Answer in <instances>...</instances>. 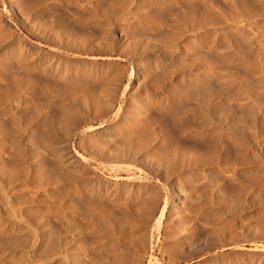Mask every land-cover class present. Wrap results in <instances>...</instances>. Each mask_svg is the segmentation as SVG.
<instances>
[{"label": "rangeland", "instance_id": "rangeland-1", "mask_svg": "<svg viewBox=\"0 0 264 264\" xmlns=\"http://www.w3.org/2000/svg\"><path fill=\"white\" fill-rule=\"evenodd\" d=\"M10 1L11 0H8V1L7 0L6 1L0 0V18H2L0 20V22H1V25L3 22L4 26H5L4 27L2 25L4 28L1 26L0 32L3 34V38L8 37V38L3 39V42L2 41L0 42V43H2V45L0 44L2 47V48L0 47L1 48L0 53H3L4 51L6 52V53L5 52L3 53L6 56L5 58H3L1 56L2 60L6 61V60H8L9 57H12V58H9L11 60H8V62L11 61L10 62L11 65L6 67V64H3L6 68L12 67V64H13L14 68H18L20 66L21 68L19 67L20 69H18V71L22 70V72L20 73V75L23 73L22 76L26 73L27 74L30 73L31 71H29V70H31V69L33 72L36 71V68H37L38 71L34 72V75L31 74L35 77H33V76H31V77L35 78V80H37V81L41 80V82H42L43 79L46 80L48 78L47 77L42 78L43 72L41 74L40 71H42V70H41L40 66L45 65V63L47 64V63L51 62V64L55 65V67H57L58 69L63 70V72L71 70V74H70V71H68L69 73L67 74V76H68L67 78L69 79L68 81L71 80V83H74L73 80H75V79L77 80V78L79 77L77 82L82 81L81 83H83V85H86V84H84L85 82L87 83V81L88 82L91 81L89 84H91L93 86L92 87L90 85L92 87V89L93 88L97 89V88L101 87L99 85L100 84L99 82H101V84H102L103 81H106L111 76H112V78L117 76L119 78L116 77L114 79H119L118 81L120 82L121 86L118 85L119 86L118 88H120V87L121 88H120V90L119 89L117 91L115 90L116 92H118V94L114 91L115 92L114 96L116 97L117 102L115 101V104L111 107L112 109L110 108V110H109L110 113H106L107 115L103 114L101 116V114H99V112H98V114L95 113V112H97V110H93V111H95V112H93L92 109H88V111H90L88 113L91 114L93 112V114L94 113L95 114L94 115L88 114V116H86L87 115V109L81 110L82 112L78 111L76 109H72L71 111H69L67 113L69 115L67 117L68 118L67 119L65 117H63V118L61 117V110L58 106L56 107V105L55 106L50 105V106L37 107L34 104H29L26 107V109L23 107V109L21 108L20 110H18V112L20 111V113L17 112L18 114L21 115V113H22V115H21L22 117H20L18 115V119L20 118L18 120L19 124L22 123L23 125H25L29 121L27 124V127L34 129V130L31 129L33 131V132L31 131V134H33V139L35 138L34 139L35 143L33 142V144L35 146L32 144L33 146L31 147V150H33V149L34 150L31 151L30 149H27V148H25L23 150L24 151L23 157L25 158V161H23L24 158L22 157V155L18 156L17 152L15 151L16 149H15V145H14L17 142L19 144H20V142H22V144H23L22 140L25 139V137H24L25 134H23V132H20V131H22L21 129L19 130L20 134H19V132H17V130H18V128L24 129L25 127L22 124H20L17 126V128H16L17 130H16V129H13L11 123H9L11 126L8 124L9 120L6 119L4 113H6L9 110L10 105L8 103V99L6 98V95H3V94H2V96L0 95V98L6 99L4 102H3V99L0 101V106H1L0 107V116H1V114H2V116L4 115L3 117H5V120L8 121V122L5 121L6 125L10 126V127L9 126L7 127L6 125L4 126L3 124L5 122H3L4 120L1 119L2 121L1 120L0 121L2 123L1 122L0 123L2 125H0V126L1 127L4 126V127H2L4 129H0V130H3V132L1 131L2 134L6 138H7V136L12 135L13 133H16V132L18 133L19 137L21 135L20 139L17 138V140H19L20 142L17 141L16 138H14V135L16 137L17 133L12 135V137L15 139V141H14L15 143L13 141L12 142L10 141L12 139V137L9 136L7 138V139H9L8 141H10V144H12L11 147L13 146V150L15 149L14 150L15 155H10L12 152V148L10 147V144L8 145L9 142L5 141L7 139L0 132V136H1L0 137V140H1L0 145L3 147V148H0V154H1V156L2 155L4 156V157L0 158V160L5 159V157H6L5 160H2V162H4V161L8 162V163L6 162L7 164H5V162H4L5 165H11V166L13 165L12 167L10 166V168L21 167V169H22L25 166L24 164L27 165V163H28L29 156L31 155L30 152H35V151H37V149L39 150L37 152H40L43 149V146L40 148L37 147V149H36V146L37 145L40 146L42 144V142H43L42 145H44V140L48 139V142L53 141L50 144H52V145L56 146V148H58L57 147L58 144L55 142H57L59 139H65V140L69 141L71 149L73 148L72 149L73 152H75V153L77 152L76 153L78 155V157H77L78 167L77 168H79V169L76 168L77 172L79 170L81 172V171L85 170L86 168H88L90 170L89 173L91 175H93L94 178L86 179V181L89 182L90 184H94L97 186L103 185L104 180H107L109 178H114L113 183H115L116 186L114 187V184H111L112 188L109 186L106 189L108 191L110 190L112 193H115V192L117 193L119 191V190H117V188L120 189L121 187L125 186L128 189L132 184L136 185L139 182L146 183L148 188L149 187L151 188V189L149 188V190H151L152 192L157 191L156 193H158V195L160 196L159 197V199H160L159 209H158V211L154 217V221L152 223L153 225L152 226L150 225V227H146L145 231H147V232L146 233L144 232V234H146L145 238L149 235V239L147 237V239H145V241L143 239L141 240L142 236H144V234H141V233H133L132 235L127 234L126 230H128V232H129L130 229H128L129 227L127 228L126 226H124V228L126 227L127 229L123 228L124 229L123 233L120 231L118 233L116 228H114L118 233L116 235H118V237L120 235V238H121V233H122V235L125 233L126 235L124 236V238L128 239L127 237L130 235L131 238L133 237V239L136 240L138 237V234H140L141 237L139 236V238L137 240L140 239L141 241L139 240L136 243L139 244L138 242H141L142 245L140 243V245H138V246H137V244L135 246L134 241H133L134 242V244H133L132 241L130 243L127 240V243H128L127 244L126 239H124L123 237L121 238V241H123L122 239H124V241H125V242L123 241L124 243L122 242L123 245H125V243L127 245L131 244V245H129V247L134 245V246H132L133 247L132 250H135V247H136V249L141 248V249H139L140 252H142L141 254H140V252L136 253V250H135V254L136 255L139 254L136 256L137 258L134 257V255H135L134 251H133V256H130V260H131L130 262L131 263L133 262L132 264H136V263L142 264V263H139L138 261L143 262V264H197V263L201 262L203 260V258L204 259H206V258H212L213 259L214 258L215 261H217V262L219 261L220 263L224 262L225 264H232V263L233 264H241L242 262L249 260V259L244 257V253H247V252L252 251V250H254V251L264 250V182H263L264 181V174H263L264 173V142H261V141L256 142V139L254 140V138L253 139L249 138L252 140V142H251V140L245 139L242 137L240 138L238 135H223L225 137L222 136V138H220L221 139V141H220V139L216 138L220 135L215 136V130H217L216 127L212 128L214 130V132H213V130H210L209 132L206 130L203 131V129L197 127V126L200 127V124L192 122V124H194V125L197 124L195 127H193V125L191 124V122L189 123V120L187 118H185L186 119L185 120L184 118H182V119L178 118L179 116L176 117L177 116V115H175L176 113L175 114L173 113L174 110L171 107H169L168 103L165 105V106L168 105L167 106L168 109L166 108V110H165L164 105L160 106V103H162V102H159L158 100H156V98L154 96H153L154 97V100H153V97H151L152 95L150 94L149 91H146V93L144 91L142 92L140 90V87L136 83L137 80L135 77L137 65L138 66L140 65L141 70L143 69V72H145L147 70L146 72L150 71V73H151V71H152V72H154L153 74H156V75H157V73H159V71L162 72L161 70L164 68L163 72L167 70L166 72L168 74L167 75L164 72L163 73V74H165L164 76L171 75L172 71H173L174 72L173 75H175V76L177 75L176 77H180V76L182 77V78L181 77L180 78H181V80L183 79L182 80L183 84L180 87V90L183 89L185 92L183 90L182 91L185 94H183L182 91H180V92H182V94L185 95L183 97L184 101L189 102V101H193V100H201V98H202V100H204V98H205V100H210V98H212V96H213V99H211V100H214L216 97L215 100L217 101L220 98L219 100H221V101H219V102L217 101V102H218V106H222L221 108L224 109L225 108V107H223L224 105L226 106V109H227V107L230 106L227 109V111H229L230 108L231 109L235 108V109H232L230 111L232 112L235 110L234 112H236V111L237 112H239V111L245 112L246 110H243V109L249 108V109H247V111L245 113H248V112L252 113L253 111L255 112V110L262 109L261 107H263V111H264V62H263L264 61V56H263L264 55V0H132V1L131 0H20V1L14 0V2H12V4H10L11 3ZM16 5H19L20 11L22 10L23 12L22 11L19 12V10H16L18 7ZM12 6H14L16 8L14 12L11 10ZM21 6H22V8H24V10L21 8ZM145 10H146V12H145ZM182 10H184V11H182ZM174 11H176V12H174ZM180 12H182V13H180ZM15 13L17 14V16ZM174 13H175V15H174ZM176 13H178V14H176ZM180 14L183 16H181ZM18 16H19V18H18ZM71 16H73V17H71ZM22 17L24 20L20 19ZM179 17L181 19L182 18L183 19L181 20ZM173 18H176L177 21H175V19H173ZM170 21L171 22L173 21L172 24L176 23L175 27H174V25H172V28L173 27L176 28V26L177 27L179 26L178 30L177 29H176L177 31L175 30L177 34L171 32L172 29L170 30V28H171L170 27V25H171ZM178 21H179V23H178ZM191 21H192V23L193 22L195 23V24L193 23V26H192ZM185 22H187V23H185ZM201 22H202V24H201ZM6 24H7V27H6ZM162 24H163V26H162ZM199 24H201V25H199ZM203 24H204V26H202ZM180 25H182L184 27H182ZM198 25L201 26V27H199L200 29H198ZM190 26H191V29L193 28V29H198V31H201V32H198L197 30H196L197 32L195 31V34L197 35L195 40H192V38L190 37V33H189ZM9 28H11V31L13 30L17 34L12 31L13 32L12 34H14V33L15 34L11 35L10 34L11 31ZM174 28L172 30L173 32H175ZM186 28H188V31ZM6 30L10 31L9 34H10L11 39H9L10 37H9V34H7L8 32H6ZM3 31L8 36H5ZM221 31L225 32V34L227 36L224 35L225 36L224 37L223 36L224 33L223 32L221 33ZM121 33H122V35H121ZM171 33L175 34V35H172ZM119 34L122 36V38ZM216 35H218V36H216ZM139 36L144 38V41L142 38H140L138 40ZM170 36H173V38H171ZM174 36H176L175 38L178 37L176 39V41H177V44H179L180 46H178L176 44L177 48L175 46H172L173 44L171 45V43H173L171 41L175 40ZM18 37H19V39H18ZM20 38H22V39H20ZM164 38H166V39H164ZM168 38H170V39L168 40ZM179 38H181L183 41ZM128 39L131 41H127ZM145 39L150 42V43L148 42L149 44L154 45V47L152 46L153 47L152 48L151 45L148 48H147V46L145 47V45H148V43H144V42H147ZM9 40H10V42H8ZM156 40H157V42H156ZM199 40L201 42H198ZM220 40H222V41L224 40V41L222 42ZM4 41H5V43H4ZM17 41L21 43L20 44L21 47H19V48L17 47V46H19ZM71 41H72V43H71ZM142 41H143V43H142ZM159 41L163 42L162 44L165 43V45H162L161 42H159ZM166 41L171 42V43L169 42L170 43V49L168 47L169 44ZM134 42H136V43L133 44ZM211 42H214V45H216V44L217 45L215 47H213L214 45L211 46L213 44ZM156 44L157 45L160 44L159 47ZM183 44H184V47H183ZM219 44L221 47L224 45L226 47V49L224 46L221 48L219 46ZM226 44H227V46L229 45L228 48H227ZM141 45H143L146 50H148L150 48H152V49L146 51L147 52L146 53L145 51H143L144 48L143 47H142L143 49L141 48ZM166 45L168 48L165 47ZM138 46H139V50L137 48ZM161 47L166 48V51L169 49L170 52H172L174 49H176L175 51H173L174 53H172V54H175L177 57L174 60H172L168 65H165L163 68H160L161 70L158 68V72H157V70H156L157 68H154V67H156L154 64H156L157 60L160 59V56L162 55L163 51L165 50ZM216 47H217V49H216ZM6 48H8V50H5ZM11 48H12V50H11ZM172 48H174V49L171 50ZM209 48H210V50H209ZM212 48H215V49L213 50ZM218 48H220L222 50L217 52L219 50ZM20 49H25V50H23L22 55L24 54L23 56L26 57L27 60L29 57L30 58L34 57V59H36V61L39 62V64L36 65L37 67L34 66L33 68H31V69L28 68V70H27L25 67L21 66V65H25L24 61H27V60L22 55L19 56L18 52L20 51ZM158 49H159V51H160V49H163V51L161 50L160 54H158L159 53ZM231 50H233V51H231ZM137 51L139 54H137ZM139 51H142L141 53L143 55ZM166 51H164L165 54H168L169 51H167V53H166ZM236 51H238V52H236ZM170 52H169V54H170ZM32 54H33V56H31ZM200 54L201 55L203 54V55L201 56ZM131 55H132V57H131ZM204 55L207 58L204 57ZM35 56H36V58H35ZM198 56H200V59ZM20 57H23V58H20ZM41 59H42V61H41ZM206 60H208V61H206ZM5 61H2V62L4 63ZM16 61H18V63H20L19 61H21L24 64L21 63L19 65ZM43 61H44V63H43ZM210 62H213V63L211 64ZM16 63L19 65L18 67H17ZM136 63H139V64H136ZM207 63H208V65L210 64V65H213L214 67L212 66V67H210L211 69H209L208 67L210 65L207 66L206 65ZM15 65H16V67H15ZM67 65H68V67H67ZM203 66H204V68L202 69ZM215 66H216V68H215ZM258 66H260V67H258ZM26 67H28V66H26ZM65 67H67L69 69L66 70ZM75 67L78 69H76ZM9 68H8V70L7 69L6 70L10 73L13 71L14 68H11L10 71H9ZM22 68H24V69H22ZM213 68H215L214 69L215 72H213L214 71ZM199 69H201V70H199ZM216 69L217 70L219 69L220 72L223 70L224 71L227 70V72L229 71L230 73L226 72L227 75H225V72H222L223 73L222 74L219 71H216ZM15 70H17V69H14V71ZM24 70H27L28 72L25 73ZM155 70H156V72H155ZM168 70L170 73H168ZM170 70H172V71H170ZM193 70H194V72H193ZM202 70H203V72L206 71L202 75L206 74L204 77H206L205 79H208V80H203L204 77H202V75L199 76L200 73L202 72ZM7 71H6V73H7ZM188 71H190L189 74H188ZM196 71L198 73L195 74ZM86 72H88V73H86ZM216 72H218V73H216ZM38 73H40V75ZM215 73H216L217 77H216ZM219 73L222 74V76L221 75L219 76ZM81 74H83V75H81ZM160 74H162V73H160ZM193 74H195V75H193ZM28 75H30V74H28ZM72 75H73V77H72ZM84 75L86 76V78ZM88 75H90V76H88ZM196 75H198V76L196 77ZM223 75H225V76L223 77ZM44 76H46V75H44ZM108 76H109V78H108ZM184 76H186V77L184 78ZM229 76L232 78V80H231V78L230 79L228 78ZM234 76L239 78L241 82L239 81V79L237 80L236 77H234ZM82 77H84V78L80 79ZM100 77L103 78L102 79L103 81L101 80ZM87 78H88V80H86ZM94 78H96L98 81L97 80L95 81ZM180 78H179V81H180ZM222 78H226L225 79L226 81L224 80V82H223ZM184 79H186V80H184ZM220 79H221V81H220ZM48 80H50V79H48ZM52 80H54V78ZM201 80H203V81H201ZM92 81H94V82H92ZM121 81H122V84H121ZM234 81H236V83L238 81L239 82L237 84L236 83L233 84ZM242 81L244 82V84ZM200 82H201V84H200ZM228 82H229V84H228ZM38 83H37L38 87H37V85L35 86L36 91L33 94V96H34L33 99L36 98L37 101H39L40 99L43 98V95L41 93V89L39 88ZM189 83H192L194 85H191ZM230 83L233 85L231 86ZM238 84H239V86H237ZM240 84H241V86H240ZM197 85H200V87ZM78 86H79V84H78ZM78 86H77V84L75 86V83H74L73 89L81 91L87 85L83 86V88H82V87H80V86H82V84H80L79 87L81 88V90H79L80 88ZM90 86H88V87H90ZM248 86H249V88H248ZM75 87H78L79 89H76ZM135 87H137L138 89H135ZM185 89H187V90H185ZM246 89H247V92H246ZM132 91H133V93H132ZM241 91H243V92H241ZM244 91H245V93H244ZM189 92L195 94V95H193L194 98L192 97V94H190ZM134 93H135V95H133ZM246 93L247 94L249 93V94L247 95ZM188 94H190L191 96L187 97ZM243 94L247 95L249 97V99L252 101L251 105L245 106L244 104L241 103V100L239 102V98H241L240 96H243ZM252 94L255 95V98ZM137 95L139 97L141 96L140 100H139V97ZM197 95H198V97H197ZM144 96H146V97L144 98ZM147 96L149 98H147ZM251 96H252V98H251ZM133 97H136V98H133ZM195 97H197V98H195ZM217 97H219V98H217ZM234 97H236V98H234ZM146 98H147V100H146ZM142 99L144 100V102L142 101ZM189 99H191V100H189ZM136 100H138V101H136ZM156 102H158V103L156 104ZM140 103H144V105H146L147 108L148 107H151V108L145 109L146 113L141 114V116L143 115L142 117L145 116V118L141 117V119L143 121L140 122L142 125L139 124V129H141V130L145 129L146 131H144V130L143 131L147 132L149 134L148 131H150V128H151L149 125H151L153 127V125H154L153 121H155V123H157V124L159 123L158 125L156 124L154 126L155 130H159L158 138H161L160 135H162V136L165 135V138H166V140H164L165 139L164 137H162V139L164 138L163 140H160V139L158 140V144L161 143L159 145V147H162V149H164L163 147L169 148V147H171L170 146L171 144L174 145V143L176 141L178 142V141H180V139H182L183 143L182 142L181 143L183 145H185L184 142H187V144H186L187 146L189 144H191V146L199 147L197 149H200V148L205 149L206 148V150H207V148H210V149H213L214 151L216 150L215 156H217V153L220 154V155H218L219 157L217 156L219 160H217V157L214 158L218 163L215 160L211 162V163L215 162L216 166L214 164H212L213 165L212 166L211 163L210 164L205 163V162L203 163V161H200V163H203V164H200V166H199L198 165L199 163L195 161L196 163L195 164L193 163L191 165L193 170L191 169V167H189L188 169H184L180 172H175V174H174L172 170L170 171L167 168H165L166 169L165 170L164 167H163V169L160 168L161 170L158 171L157 168H155V167L147 166L142 161V159L139 157L131 159L133 161L130 160L131 162H127L128 163L127 166L124 165V166H119V167L118 166L109 167L106 164H104L103 158L100 156L101 155L100 152L94 146H92V144L89 142V140L86 137H84L82 134H80L79 131L86 130L87 128L89 129V127L91 128L93 126H99V125H102L106 128H108L109 126L111 128H116L118 126L120 127L121 124H123L124 126L125 125L127 126V125H129V123H130L129 120L133 117V115L137 114V112H138L137 109L138 110L140 109V105H141ZM219 103L221 105H219ZM253 103H254V106H253ZM238 104H239V106H238ZM7 105H9V106H7ZM248 106H250V107H248ZM2 107H5V108H2ZM31 107L33 109H31ZM238 107L240 110L236 109ZM29 108L31 110H29ZM35 108H38V111L36 109V111H37L36 114L34 111ZM251 108H253V110ZM24 109H25V111H24ZM149 109H151V110H149ZM226 109H224V110H226ZM1 110H3V112H1ZM131 110H133V112ZM148 110L150 111L149 113H147ZM170 110H172V111H170ZM38 113H40L39 114L40 117H39ZM41 113L43 114V116ZM44 113H45V115H44ZM72 113H74V114H72ZM241 113H243V112H241ZM75 114H77V116L78 115L79 116L77 117ZM83 114H86V115H83ZM147 114H148V116L150 115V117H148V118H151V123L149 125L147 124V123H149V121H147L148 118L146 119ZM72 115H75V118H77V119L80 118V121L76 122L77 119L72 117ZM80 115H82V118H84L86 116L85 119H82L80 117ZM125 116H127V117H125ZM36 117H38L37 120H36ZM43 118H45V119L43 120ZM122 118H123V120H121ZM56 119L59 121V123L61 122L60 119H63L62 122L60 123L61 127L59 126L58 121H56ZM66 119H67V121H66ZM144 119H145V121H144ZM179 119H181V120H179ZM39 120L41 121L40 122L41 124H39ZM83 120L86 121V124L84 123ZM148 120H150V119H148ZM31 121H33V123H31ZM63 121H64V123H63ZM68 121H70V122H68ZM24 122H26V123H24ZM55 122L58 125L55 124ZM29 123H31V125H29ZM36 123H38V125ZM73 123H74V125H73ZM118 123H119V125H118ZM145 123H146V126H145ZM35 124L39 127L35 126ZM66 124L68 125V127ZM160 125L163 126L164 129L162 127H160ZM189 125H191V127H193V128L189 127L190 129L186 130V129H188L187 127ZM34 126H35V128H34ZM51 126H53V127H51ZM65 126H66V128H65ZM156 126H159V127H156ZM54 127L56 129H54ZM146 127H148V128H146ZM64 128H65V131H64ZM5 129H8V130H5ZM12 129L15 130L16 132L15 131L13 132ZM35 129H36V131H35ZM193 129H195V130H193ZM9 131L10 132L12 131L13 133L12 132L10 133ZM55 131H56V133L58 132L57 134H59V135L55 134ZM160 131L162 133H160ZM185 131H187V132H185ZM5 133H9V134L8 135L6 134L7 135L6 136ZM42 133H43V135H42ZM45 133H47L49 136L46 135ZM63 133H65V134L68 133V134H66V136H65ZM181 133H182V135H181ZM211 133H213V134H211ZM38 134L42 138H39ZM186 135H187V137H185ZM47 136L51 139V141H49L50 139ZM51 136H52V138H51ZM67 136L70 140L66 139ZM53 137H56L57 140H56V138H53ZM167 137L169 138V140ZM4 138H5V140H4ZM31 138H32V135H31ZM44 138H46V139H44ZM184 138H187L188 140L187 139L183 140ZM37 139L42 141L40 143V145H39L40 141L38 140L39 141L38 142ZM52 139H55V140H52ZM164 141H166V142H164ZM4 142L7 143V145ZM162 143H163V146H162ZM246 143H248V144H246ZM175 144L181 145L179 143H175ZM252 144L253 145L257 144V147L260 144V146L258 147L259 149L255 146H252ZM90 145H91V147H88ZM4 146H5V148H4ZM6 147L10 149V151H11L10 153H9V150L6 149ZM21 147H22V145H21ZM33 147H35V148H33ZM159 147H158V149L162 150ZM90 148H92V150L94 149V151L97 152V155H96V152L94 154H92L93 152ZM216 148H218V149H216ZM46 149L47 148L45 146V149H43V150H46ZM257 149L260 150L261 152L257 151ZM218 150H219V152H218ZM23 151H22V153H23ZM27 152H28V154H27ZM48 152H49L48 156L51 155L50 151H48ZM48 152L46 150L45 154ZM89 152H92V153H89ZM43 153L44 152H40V155L42 156ZM32 154L34 155V153H32ZM35 154L37 155L38 153L35 152ZM45 154H44L43 158H45ZM9 155H10V157H9ZM24 155H27V157ZM46 156H47V154H46ZM48 156L44 159V161H45L44 167H46V168L45 169L43 168V169L44 170H50V171H46V172L51 173V171L54 172V170H55V169H52L50 167L51 165L53 166L52 161H54V160H52V159H54V157L49 156V158L51 157L50 162L48 161V163H47L46 159H48ZM13 159H14V163H15V160L17 161L15 163L17 165L13 164V162H12ZM220 160H222L224 162L223 163L224 166L219 165V164H222V162ZM22 164H23V166H22ZM81 164L83 166H81ZM129 164H131V166ZM47 165H49V167ZM197 165L199 166V168L197 167ZM208 165H211V167L209 168ZM217 165H219V166H217ZM47 167L50 169H48ZM149 167H151V169ZM25 168H26V171H28L29 168L27 166H25ZM153 168H154V170H153ZM206 168H208L209 170H207ZM24 169H22L20 171V168L19 169L16 168L17 173L14 175V179L17 182L16 184L14 183L15 182L14 181L13 186H12L11 180H10V185L7 183L9 186L7 184H5V185H7L8 189L6 186H3V187H6V189L4 188V190H5L6 196L9 197V199L10 198L12 199V197L14 196V198H13L14 200L10 199V203H9V204H11V205H9L10 207L11 206L14 207L17 204H19L21 201L19 203L16 201L17 200L19 201V199L22 198L21 196H23L24 194L25 195L27 194L26 196L25 195L23 196L25 198V199L24 198L23 199L26 200V198L29 196L28 193H31V190H32V192L35 190H36L35 192L42 191L41 187L43 189V186L45 184L43 181V178H42L44 176H42L43 174L41 172L35 173V174H38V176L35 175L34 173L32 174V172H31V173H29V176H27V177H25V176L28 173L23 177H19V173L20 172L23 173ZM205 169L207 170L208 175L211 174V175L217 176V177H214L215 179L216 178L221 179L220 180V181H222L221 184L224 181L223 187L225 186L224 187L225 189H224V191L221 192V195L219 194V197L220 196L223 197V198L221 197L222 200L219 199L220 203L218 202L219 201L218 198L217 199L215 198L217 200L216 203H213L211 205L206 203L207 205H202V203L205 204L204 203L205 201L203 199L204 198L206 199L207 195H209L208 194L209 192L205 187V186H207V184L205 181H203L201 179V177L203 175H207L205 173L206 172ZM211 169H213V171ZM214 169H215L216 174H214L215 173ZM233 169H235V170H233ZM76 170L74 171L75 173H77ZM188 170H189V172H188ZM230 170L232 171V173H234L236 175V177L232 178V176L229 175V174H232ZM72 171H73V169H72ZM186 171L188 172V174L186 173ZM170 172H172L173 175ZM212 172H213V174H212ZM21 173H20V175L22 176ZM24 173H23V175H24ZM30 174H32V175H30ZM39 174H41V175H39ZM177 174H178V176H177ZM234 174H232V175H234ZM179 175H180V178H179ZM218 175L220 177H218ZM225 175H227V177ZM35 176H36V178L41 177V180L43 182L38 178L36 179ZM75 176L76 177L74 179L77 180L79 178L78 177L79 175H75ZM173 176H175V177H173ZM228 176H230V177H228ZM182 177L183 178L185 177L184 178L185 180ZM19 178L21 179V182L18 181ZM33 178H34V181L31 180ZM44 178H46V177H44ZM181 178H182V180H181ZM198 178H200V180ZM230 178H231V181H232V179L234 181H232V182L229 181ZM69 179L70 178H68L67 180H69ZM187 179L193 180V182H194V184L192 182L190 184V186H192V185L194 186L196 183V185H195L196 187L193 188V186H192V188L194 190H196V188H197V190L194 193L197 194L199 192V194L201 195L200 202L202 201V203H200V205H199V201H198L196 204L195 203H193V204L189 203L190 204V205L188 204L189 206H187V204H185V207H188V208H186L184 210V212L181 211V213H183V218L184 219L186 218L184 223L185 224L187 223V226L182 222V221H184V219L182 218L181 222L183 223V225H185L183 228V227H181L183 225L179 226L180 223L178 220H176V221H174V223H172L173 221L171 222L169 220V217H168V215L170 214L169 212L172 209L171 207H173V205H172V199H173L172 194L173 193L171 192L170 186L172 184H179L180 182H181V184H184L183 182H186ZM197 179L199 181L198 182L199 184L197 183ZM12 180H13V176H12ZM23 180L25 181V184L23 183L24 182ZM30 180H31V182H30ZM35 180H38V182H36ZM70 180L73 181V178ZM26 181L29 182V185ZM173 181H175V182H173ZM39 182L41 183V185L44 183L42 186L40 185L41 186L40 189L38 187ZM21 183L24 184L26 187L24 185H22ZM197 184L199 186H197ZM16 185H18V187ZM242 185H245V186L247 185V186L244 187ZM28 186L31 188V190H29V191L26 190V189H30ZM13 187H14L15 191H14V189H12ZM24 187H25V190L27 193L25 192V190H23ZM37 188L39 191L37 190ZM11 189L13 192H15V193H13L14 195L11 194L12 193ZM21 189L23 192L21 191ZM9 191H11V193ZM10 194H11V196H9ZM17 195H18V197H17ZM97 197H99V196H97ZM97 197L95 196L94 199H96ZM224 198H226V199H224ZM15 199H17V200L15 201ZM96 200H98V202L102 201L100 203H101V207L104 206V208H102V209H104V212L106 209L105 206H107V210L110 209V211L115 209V208L117 210H119V202L120 201L116 198H114V200L113 199L109 200V198L105 199V197H99ZM96 200H95V203L97 205V210L96 209H95V211L92 210V212L90 214H88L86 211V213L88 215L94 216L93 218H90L92 220V222L87 217L88 215L87 214L85 215V213H83L87 209L83 205L81 207H82V209H85V210H82L81 215L75 216L74 222L72 221L70 223L69 222L66 223L64 220L59 219V218L52 220L51 211L53 210V208H52V206H50L51 203H48V202L40 204L39 209L42 208V212L40 214H37V215H41L42 213H44V214H42V216L43 215L45 217L47 216L49 221L51 220L50 221L51 224H55V225L61 227L62 230H64L66 228V232L64 230V233H67L68 230H70V231H68V234H70V235H71V233H72V235L78 233L79 235L78 234H77L78 236L74 235V237L75 238L79 237L80 239L85 241V244L90 243L93 238H94L95 242L93 240L91 243H99L100 242L98 245L97 244L92 245L91 251H90L89 247L91 245L89 247L87 245H85L83 247V245H84L83 241L78 239L82 242V244L80 242L79 245L81 244L83 249H85L86 246H87V249H89V250H87V249L83 250V252H85V253L87 251L86 254L83 253V254H85L84 255L85 258L87 260H88V257H90V259H92L95 256H97L98 253L103 252V250H100L101 248L100 249H98V248L101 247L100 245H101V242L103 241L101 238L103 237V239H104V237H105V236H103L104 235L103 231H106V229L105 230L103 229V231H102V228L104 227V225H106V223H105V220L104 221L102 220L104 218L99 215V213L103 210L100 207H98V206H100V203H98ZM115 200H116V203L114 202ZM13 201L16 205L13 204ZM22 202L23 203H21V207H19L20 205H18V207H15L16 209L14 210L17 213L18 212L17 208H22L19 211V212H21V215H18V214H17L18 216L16 215L17 216L16 219H18V220H20V218H22V217L18 218L19 216L25 217L28 214L25 212L27 205L24 203L23 200H22ZM221 202H222V204H221ZM226 202L227 203L229 202V204H227V206H228L227 209H226ZM46 203H48V204H46ZM111 203H115L118 205H114L115 206V208H114V206H112L113 204H111ZM22 204H23V206H22ZM44 204H46V205H44ZM25 205H26V207H25ZM201 205L203 208L201 207ZM46 206L48 208H44ZM23 207H25V208H23ZM112 207H113V209H111ZM99 208L101 209V211ZM39 209L37 208V210H39ZM50 209H52V210L50 211ZM45 210H46V212L49 210L48 213H46V215H45V212H43ZM98 210H99V212H98ZM96 211L98 212L97 219H98V221H100L99 227L97 225V223H98L97 221H96L97 226L94 225V223H95L94 220H97L96 219V213H95ZM93 212L95 214H93ZM22 213H23V215H22ZM1 214L2 213L0 212V218L4 217V215L1 216ZM42 216H40V217L42 218ZM80 216H83V217H80ZM40 217L38 219H41ZM99 218L102 221L99 220ZM1 219H3V218H1ZM24 219H26V217ZM156 219L158 220L157 223H160V224L156 225V222H155ZM217 220H218V223H217ZM20 221H22L23 223H26V220L25 221L20 220ZM63 221L65 223H63ZM61 222L64 226H66V225L67 226L64 227L62 224H61L62 225L61 226L60 225ZM101 222H103V224L104 223L105 224L101 225ZM240 223H242V224L240 225ZM85 224H87L88 226ZM176 224H178V225H176ZM247 224H248V226H247ZM250 224H252V226H250ZM0 227H1V225H0ZM93 227H94V230H93ZM217 227H219V228H217ZM147 228H148V230H147ZM215 228H217V229H215ZM0 229H2V228H0ZM109 229H113V228H109ZM217 230H219V231L215 232ZM0 231H2V232H0L1 238L5 237V236H3V233H4V235H6V234L8 235V233H9L8 230H6V229H2ZM95 231H97V232H95ZM110 231L112 232L114 230H107L106 231L107 233L105 232L107 234L105 239H111V238L116 237V239L118 240V237L114 235L116 232L114 231V234H112L113 232L110 233ZM28 233H26L25 235L23 233H21V235H19V236L22 237L24 235L26 237V240L31 242L32 236L29 235ZM30 233H32V232H30ZM109 233H110V235H109ZM212 233L213 234L216 233V234L213 235ZM99 234H102V235H100V237H99ZM134 234H136V236ZM28 235L30 237H27ZM111 235H113L114 237ZM175 235H176V237H175ZM179 235H181V236H179ZM211 235L214 236V237L212 236L213 239L211 238ZM95 236H97V237H95ZM172 236H174V237H172ZM183 236L188 237V238L190 237L189 240H188V238H187V240H185V242L189 241L188 243L189 244L191 243L190 245L183 242L184 239L183 238H182L183 240L181 239V237H183ZM199 236H201L203 239L199 238ZM205 236H207V238L209 237L210 239L209 238L207 239ZM7 237L8 236H6V238ZM25 237H22V238H25ZM91 237H93V238H91ZM193 237L196 239V241L193 240V242H190V241H192V239H194ZM196 237H198V238H196ZM18 238L16 239V240H18L17 242H19L22 239V238H19V239ZM29 238H31V239L29 240ZM95 238H97V240H102V241L97 242V240ZM98 238H100V239H98ZM120 238H119V241H117L115 239H111V241L114 240L113 242H111L110 240L109 241L111 242V245L118 243V246L120 247L122 244L120 242ZM176 239H179V241ZM197 239H199V240L197 241ZM200 239H201V241H200ZM48 240L49 239H46V241H48ZM46 241H44L43 243H44V245L49 244L47 246L45 245V247L47 248L49 246L48 248L50 249V241H48L49 243L48 242L45 243ZM180 241L183 243H181ZM11 242H13L11 244H14V245L17 243V242L14 243L13 240ZM23 243H21L22 245L20 244L23 248H21L18 243L17 244L19 246L16 244L19 248V249L17 248L16 251H14V250L17 246L16 245H15L16 247L13 246V249H12V247H11L12 245H10V248L12 249V253H13V254L12 253L11 254L13 256L10 253H8L9 254V256H8V254L3 252V250L0 247V249H1L0 250V264L14 263L17 260V258L22 255V253L26 254L25 256H27V257L29 256L28 258L32 259V262H34V264L35 263L40 264L43 261L46 263L48 262L49 255H45V251L42 252L44 254V257H45V260H44L43 254L39 253L42 250V248L44 247L43 244L39 243V241L35 242L34 243L35 252H34V249L33 250L31 249L32 247H31V245H28L27 241L24 243V245H23ZM40 244L42 246H39ZM175 245H176V247H175ZM178 245H179V247H178ZM26 247L28 250L26 249ZM109 247H111V246H109ZM177 247H178V251H177ZM38 248H40V249H38ZM44 248H43V250H44ZM92 248H94V250H96L98 252V253H96L94 251L97 255H94L95 253H91ZM23 249H25L27 251H24ZM129 249H131V248H129ZM142 249L143 250L145 249L144 250L145 255H143L144 252L141 251ZM198 249L199 250L201 249L200 252H204V253H202L201 256L197 255V254H199ZM139 250L137 249V251H139ZM1 251H2V255H1ZM46 251L48 254V252L50 250L49 251L46 250ZM3 254H4V256H3ZM14 254L16 255L15 257H17L18 255L19 256L17 258H14ZM35 254H36V256H34ZM37 254L42 255V257H40L41 259L39 258V256H37ZM49 254H50V252H49ZM89 254H90V256H89ZM92 254L94 257L92 256ZM46 256H48V257L46 258ZM138 256L139 257L141 256L140 258L141 259L144 258V260L143 261L139 260L140 258ZM34 258H36V259H34ZM37 258H39V259L37 260ZM13 259H14V261H10ZM134 259L136 260V263H135ZM137 259H138V261H137ZM262 259L263 258L260 257V255H258V257H256V259H254V261L258 262V261H261ZM88 261H90V260H88Z\"/></svg>", "mask_w": 264, "mask_h": 264}, {"label": "bare ground", "instance_id": "bare-ground-1", "mask_svg": "<svg viewBox=\"0 0 264 264\" xmlns=\"http://www.w3.org/2000/svg\"><path fill=\"white\" fill-rule=\"evenodd\" d=\"M4 1V0H3ZM6 1V0H5ZM8 1V0H7ZM20 1V0H19ZM132 1V0H131ZM11 3L10 4H12V2H14V0H11L10 1ZM17 2V1H16ZM159 2V1H158ZM204 2V1H203ZM206 2V1H205ZM7 3V2H6ZM19 3V2H18ZM156 3V2H155ZM154 3V4H155ZM160 3V2H159ZM158 3V4H159ZM164 3V2H163ZM191 3V2H190ZM15 4V3H14ZM17 4V3H16ZM20 4V3H19ZM193 4V3H192ZM196 4V3H195ZM7 6V5H6ZM10 6V5H9ZM8 6V7H9ZM16 6H18L17 7V9L14 7V6H12L11 7V10L14 12L15 11V9L16 10H19V12H21L20 11V8H19V5H16ZM189 6V5H188ZM197 6V5H196ZM153 7V6H152ZM190 7V6H189ZM19 8V9H18ZM21 8H22V6H21ZM9 9V8H8ZM23 10H24V8H22ZM145 9V8H144ZM197 9V8H196ZM128 10V9H127ZM199 10V9H198ZM11 11V12H12ZM177 11V10H176ZM176 11H174V12H176ZM180 11V10H179ZM182 11H184V10H182ZM9 12V11H8ZM23 12V11H22ZM134 12V11H133ZM145 12H146V10H145ZM140 13V12H139ZM180 13H182V12H180ZM187 13V12H186ZM14 14V13H13ZM16 14V13H15ZM21 14V13H20ZM176 14H178V13H176ZM22 15V14H21ZM135 15V14H134ZM141 15V14H140ZM174 15H175V13H174ZM181 15V14H180ZM16 16H17V14H16ZM15 16V17H16ZM181 16H183V15H181ZM188 16V15H187ZM24 17V16H23ZM23 17L22 18H20V19H23ZM71 17H73V16H71ZM175 17V16H174ZM177 17V16H176ZM5 18V17H4ZM18 18H19V16H18ZM17 18V19H18ZM134 18V17H133ZM180 18V17H179ZM178 18V19H179ZM2 18H0V20H1ZM97 19V18H96ZM173 19H175V21H177L176 20V18H173ZM172 19V20H173ZM181 19V18H180ZM179 19V20H180ZM183 19V18H182ZM181 19V20H182ZM6 20V19H5ZM4 20V21H5ZM24 20V19H23ZM131 20V19H130ZM186 20V19H185ZM3 21V20H2ZM7 21V20H6ZM143 21V20H142ZM187 21V20H186ZM8 22V21H7ZM171 22V21H170ZM181 22V21H180ZM183 22V21H182ZM148 23V22H147ZM173 23V21L171 22V25H170V30L172 29L173 30V28L175 27V25H176V23L175 24H172ZM178 23H179V21H178ZM177 23V24H178ZM185 23H187V22H185ZM191 23H192V21H191ZM190 23V24H191ZM194 23V22H193ZM193 23H192V26H193ZM205 23V22H204ZM164 24V23H163ZM163 24H162V26H163ZM195 24V23H194ZM201 24H202V22H201ZM201 24H199V25H201ZM2 25L4 26V23L2 22ZM1 22H0V30H1ZM165 25V24H164ZM172 25H174V27L172 28ZM179 25V24H178ZM198 25V29H200L199 27H201V26H199ZM2 26V27H3ZM180 26H182V25H180ZM196 26V25H195ZM202 26H204V24L202 25ZM5 27V26H4ZM3 27V28H4ZM6 27H7V24H6ZM168 27V26H167ZM179 27V26H178ZM178 27L176 26V28H174V31L177 29L178 30ZM182 27H184V26H182ZM181 27V28H182ZM114 28V27H113ZM152 28V27H151ZM169 28V27H168ZM197 28V27H196ZM6 29V28H5ZM4 29V30H5ZM10 29V31H11V28H9ZM8 29V30H9ZM187 29V31H188V28H186ZM198 29H191V26H190V29H189V33H190V37L192 38V40H195L196 39V37H197V35L195 34V31L197 30L198 31ZM169 30V31H170ZM171 30V32L172 33H175V34H177L176 33V31L175 32H173ZM185 30V29H184ZM221 30V29H220ZM10 31H7L6 30V32H8L7 34H9V32ZM13 31V30H12ZM10 32V34L11 35H14L16 32L15 31H13V32H15L14 34H12L13 32ZM196 31V32H197ZM211 31V30H210ZM218 31V30H217ZM4 32V31H3ZM106 32V31H105ZM139 32V31H138ZM198 32H201V31H198ZM203 32V31H202ZM223 31H221V33H222ZM38 33V32H37ZM125 33V32H124ZM132 33V32H131ZM171 33V34H172ZM188 33V34H189ZM192 33V34H191ZM208 33V32H207ZM216 33V32H215ZM220 33V32H219ZM220 33V34H221ZM224 34H223V36L224 35H226L225 34V32H223ZM7 34H5V32H4V35L5 36H8ZM10 34H9V37H10ZM17 34V33H16ZM136 34V33H135ZM138 34V33H137ZM175 34H172V35H175ZM120 35V34H119ZM121 35H122V33H121ZM120 35V36H121ZM125 35V34H124ZM200 35V34H199ZM203 35V34H202ZM17 36V35H16ZM216 36H218V35H216ZM227 36V35H226ZM127 37V36H126ZM169 37V36H168ZM171 38H173V36H170ZM176 36H174V38H175ZM225 37V36H224ZM5 38H8V37H4L3 38V34L0 32V42L2 41L3 42V39H5ZM14 38V37H13ZM12 38V39H13ZM121 38H122V36H121ZM138 38V37H137ZM140 38H142V37H140L139 36V38H138V40L140 39ZM159 38V37H158ZM178 38V37H177ZM177 38H175V40L174 41H171V42H173V43H171L170 41V43H171V45L172 46H175L176 48H177V46H176V44H177V41H176V39ZM199 38V37H198ZM201 38V37H200ZM205 38V37H204ZM9 39H11V37L9 38ZM18 39H19V37H18ZM20 39H22V38H20ZM143 39V41H144V38H142ZM141 39V40H142ZM164 39H166V38H164ZM170 38H168V40H169ZM179 39H181V38H179ZM215 39V38H214ZM8 40V39H7ZM14 40V39H13ZM123 40V39H122ZM121 40V41H122ZM136 40V39H135ZM134 40V41H135ZM140 40V41H141ZM146 40V39H145ZM161 40V39H160ZM182 40V39H181ZM205 40V39H204ZM20 41V40H19ZM120 41V42H121ZM124 41V40H123ZM127 41H131V40H127ZM133 41V40H132ZM143 41H142V43H143ZM147 41V40H146ZM183 41V40H182ZM187 41V40H186ZM219 41V40H218ZM220 41H222V40H220ZM224 41V40H223ZM222 41V42H223ZM227 41V40H226ZM230 41V40H229ZM8 42H10V40L8 41ZM18 42V41H17ZM119 42V43H120ZM137 42V41H136ZM136 42H134L133 44H135ZM149 41H147V42H144V43H148ZM156 42H157V40H156ZM159 42H161V41H159ZM166 42H168V41H166ZM168 42V47H169V49H170V43ZM180 42V41H179ZM198 42H201L200 40L198 41ZM197 42V43H198ZM215 42V41H214ZM214 42H211V43H213L211 46H213L214 45ZM4 43H5V41H4ZM3 43V44H4ZM15 43V42H14ZM71 43H72V41H71ZM129 43V42H128ZM150 43V42H149ZM148 43V45H145V47L147 46V48L151 45V47L153 46L154 47V45H152V44H149ZM154 43V42H153ZM163 42H161V44H162ZM183 43V42H182ZM185 43V42H184ZM195 43V42H194ZM231 43V42H230ZM1 45H2V43H0ZM18 44H19V46H17L18 48L19 47H21V43L20 42H18ZM123 44V43H122ZM132 44V43H131ZM202 44V43H201ZM1 45H0V47H1ZM7 45V44H6ZM10 45V44H9ZM12 45V44H11ZM130 45V44H129ZM137 45V44H136ZM144 45V44H143ZM143 45H141V48L143 47L144 48V46ZM157 45V44H156ZM160 45V44H159ZM159 45H157L158 47H159ZM162 45H165V43L164 44H162ZM161 45V46H162ZM167 45L165 46V47H167ZM178 46H180L179 44H177ZM199 45V44H198ZM197 45V46H198ZM203 45V44H202ZM209 45V44H208ZM217 45V44H216ZM216 45H214L213 47H215ZM5 46V45H4ZM13 46V45H12ZM23 46V45H22ZM134 46V45H133ZM205 46V45H204ZM210 46V45H209ZM210 46V47H211ZM219 46H220V44H219ZM224 46V45H223ZM222 46V47H223ZM226 46H227V44H226ZM229 46V45H228ZM228 46H227V48H228ZM8 47V46H7ZM10 47V46H9ZM152 47V48H153ZM164 47V46H163ZM163 47H161V48H163ZM167 47V48H168ZM174 47V48H175ZM183 47H184V44H183ZM208 47V46H207ZM218 47V46H217ZM217 47H216V49H217ZM221 47V46H220ZM221 47V48H222ZM225 47V46H224ZM2 48V47H1ZM0 48V49H1ZM5 48V47H4ZM138 48V50H139V46L137 47ZM142 48V49H143ZM152 48H150V49H148V50H151ZM156 48V47H155ZM174 48H172L171 50H173ZM181 48V47H180ZM15 49V48H14ZM163 49H165L164 51H166V48H163ZM163 49H160V51H159V49H158V51H159V53L158 54H160V52H161V50L163 51ZM169 49L167 50V51H169ZM213 50L215 49V48H212ZM219 50L217 51V52H219L220 50H222V49H220V48H218ZM225 49H226V47H225ZM5 50H8V48H6ZM11 50H12V48H11ZM17 50V49H16ZM23 50H25V49H20V53L18 52V54H19V56H21L22 55V53H23ZM148 50H146L145 48H144V50L143 51H148ZM154 50V49H153ZM176 49H174L173 51H175ZM209 50H210V48H209ZM228 50V49H227ZM2 51V50H1ZM4 51V50H3ZM163 51V53H162V55L160 56V59H158L157 60V62H156V64H154L156 67H154V68H157L156 70H157V72H158V68L160 69V68H163L165 65H168L172 60H174L177 56L175 55V54H172V53H174L173 51L172 52H170V54H169V52H168V54H165V52ZM167 51H166V53H167ZM178 51V50H177ZM185 51V50H184ZM208 51V50H207ZM216 51V50H215ZM231 51H233V50H231ZM5 52V51H4ZM3 52V53H4ZM9 52V51H8ZM11 52V51H10ZM28 52V51H27ZM136 52V51H135ZM140 53L142 52V51H139ZM216 52V53H217ZM236 52H238V51H236ZM3 53H0V95L2 96V94L3 95H6V98L8 99V103H9V105H7V106H9V110L6 112V113H4V115H5V117H6V119H8L9 120V122L8 121H6L5 120V117H3L2 116V114H1V116H0V120L2 119V120H4L3 122H8V124L9 123H11L12 124V127H13V129H16L17 128V126L18 125H20V124H22V123H20L19 124V122H18V120L20 119H18V115L20 116V117H22L21 115H22V113H21V115L20 114H18V113H20V111L18 112V110H20L21 108L23 109V107L26 109V107L29 105V104H34L35 106H37V107H42V106H55L56 105V107L58 106L59 108H60V110H61V117L63 118V117H65V118H67L69 115L67 114L69 111H71L72 109H76V110H78V111H81V110H84V109H87V115L86 114H83V115H86V116H88V114H90V113H88V112H90V111H88V109H92V111L93 110H97V112H95V111H93V112H95V113H97L98 114V112H99V114H101V116L103 115V114H106V113H110L109 112V110H110V108L115 104V101H116V97L114 96V93L119 89L120 90V88H118L119 86L118 85H120V82L118 81L119 79H114V78H116L117 76H115V77H113L112 78V76L109 78V76H108V78L109 79H107L106 77V81H103L102 79V77H100L101 78V80L103 81V83L101 84V82H99L98 84L101 86L100 88H93L92 89V85L91 84H89L91 81H87V83L85 82L84 84H86V85H83V83H81V82H77V80H78V78H77V80L75 79V80H73V82L75 83V86H76V84H77V86H78V84H79V86H80V84H82V86H80V87H82L83 88V86H86V87H84L82 90H81V88L79 89L78 87H75L76 89H79V90H81V91H78V90H75V89H73L74 88V83H71V80L70 81H68L69 79L67 78L68 76H67V74L69 73L68 71H70V74H71V70H68V71H64L63 72V70H60V69H58L57 67H55V65H53V64H51V62H49V63H45V65H42V66H40L41 67V70L42 71H40L41 72V74H42V72H43V76L44 75H46V76H42V78H45V77H47L48 79H50V80H48V79H43V81L41 82V80L40 81H37V80H35V78H32L31 76H33L34 75V72H36V71H38L37 70V68H36V71H32V69L31 68H33L34 66H36V65H38L39 64V62L38 61H36V59H34V57H32V58H28V60L26 59V57H24L23 55V57L27 60V61H24V63H25V65H21L22 67H25L27 70H28V68H30L31 70H29V71H31L30 73H28V74H30V75H28L26 72H28L27 70H24V72L27 74H24L23 76H22V74L20 75V73L22 72V70L21 71H18V69H20L21 67L19 66L22 62L21 61H19L20 63H18V61H16L17 63H16V65H17V67L18 68H14L13 67V64H12V67H8L9 68V71H10V69L11 68H14V69H17V70H15L14 71V69H13V71L12 72H8L7 70H8V68H6L7 66H9V65H11V61L10 62H8V60H11V59H9V58H12V57H9L8 58V60H2V57L3 58H5L6 56L3 54ZM6 53V52H5ZM147 53V52H146ZM177 53V52H176ZM186 53V52H185ZM201 53V52H200ZM11 54V53H10ZM14 54V53H13ZM17 54V53H16ZM27 54V53H26ZM30 54V53H29ZM137 54H139L138 53V51H137ZM142 54V53H141ZM7 55V54H6ZM143 55V54H142ZM181 55V54H180ZM201 55V54H200ZM203 55V54H202ZM201 55V56H202ZM244 55V54H243ZM2 56V57H1ZM18 56V55H17ZM31 56H33V54L31 55ZM145 56V55H144ZM182 56V55H181ZM264 56V55H263ZM23 57H20V58H23ZM131 57H132V55H131ZM199 57V59H200V56H198ZM204 57H206L205 55H204ZM35 58H36V56H35ZM58 58V57H57ZM136 58V57H135ZM134 58V59H135ZM159 58V57H158ZM202 58V57H201ZM207 58V57H206ZM198 59V58H197ZM257 59V58H256ZM15 60V59H14ZM40 60V59H39ZM59 60V59H58ZM138 60V59H137ZM141 60V59H140ZM204 60V59H203ZM261 60V59H260ZM259 60V61H260ZM2 61H5L4 63L2 62ZM41 61H42V59H41ZM177 61V60H176ZM206 61H208V60H206ZM205 61V62H206ZM210 61V60H209ZM258 61V60H257ZM256 61V62H257ZM9 64H8V63ZM14 62V61H13ZM59 62V61H58ZM57 62V63H58ZM138 62V61H137ZM202 62V61H201ZM264 62V61H263ZM24 63H22V64H24ZM43 63H44V61H43ZM54 63V62H53ZM211 64L213 63V62H210ZM259 63V62H258ZM257 63V64H258ZM262 63V62H261ZM3 64H6V67L3 65ZM15 64V63H14ZM55 64V63H54ZM59 64V63H58ZM67 64V63H66ZM134 64V63H133ZM136 64H139V63H136ZM142 64V63H141ZM153 64V63H152ZM172 64V63H171ZM197 64V63H196ZM256 64V63H255ZM16 65H15V67H16ZM60 65V64H59ZM87 65V64H86ZM207 66H209L208 65V63L206 64ZM260 65V64H259ZM263 65V64H262ZM26 66H28V67H26ZM57 66V65H56ZM61 66V65H60ZM73 66V65H72ZM199 66V65H198ZM213 65H210L208 68L209 69H211L210 67H212ZM261 66V65H260ZM260 66H258V67H260ZM37 67V66H36ZM67 67H68V65H67ZM67 67H65V69L67 70V69H69V68H67ZM170 67V66H169ZM201 67V66H200ZM214 67V66H213ZM76 68V67H75ZM174 68V67H173ZM204 68V66L202 67V69ZM215 68H216V66H215ZM215 68H213V70L215 69ZM7 69V70H6ZM22 69H24V68H22ZM64 69V70H65ZM76 69H78V68H76ZM135 69V68H134ZM164 69V68H163ZM163 69L161 70L162 72H160L159 71V73H157V75L156 74H153L154 72H152L151 71V73H150V71L149 72H146L145 70V72H143V69L141 70V67H140V65L138 66H136V72H135V77H136V80H137V85L140 87V90L143 92H145L146 93V91H149L150 92V94L152 95L151 97H155L156 98V100H158L159 102H162V103H160V106L162 105H164V109L166 110V108H167V106H165L167 103L169 104V107H171L174 111H173V113L175 114V115H177L176 117H178V118H187L188 120H189V123L191 122V124H192V122L193 123H198V124H200V127L199 126H197L198 128H201V129H203V131L204 130H206V131H210V130H213L212 128H214V127H216L217 128V130H215V136L216 135H220V136H218V137H216V138H218V139H220V138H222V136L223 135H238L240 138L242 137V138H245V139H249V138H254V140L256 139V142H258V141H261V142H264V111H263V107H261L262 109H259V110H255V112L253 111L252 113H250V112H248V113H245L246 111H247V109H249V108H247V109H243V110H246L245 112L244 111H241V112H243V113H241L240 111V113L239 112H234V111H230V110H232V109H235V108H230L229 109V111H227V109L230 107H227V109H226V106L224 105L223 107H225L224 109H226V110H224L223 108H221L222 106H218V102L219 101H221V100H219L220 98L219 97H217V98H219L217 101L215 100L216 99V97H215V99L214 100H211V99H213V96H212V98H210V100H205V98H204V100H202V98H201V100H193V101H184V96L185 95H183V94H185L182 90H180V87L182 86V84H183V79L181 80V78L180 77H176L175 75H173V69L172 70H170V71H172V74L171 75H169V76H167L168 74H167V70L166 71H164L167 75L166 76H164L165 74H163L164 72H163ZM171 69V68H170ZM190 69V68H189ZM193 69V68H192ZM206 69V68H205ZM263 69V68H262ZM7 71V73H6V71ZM40 70V69H39ZM156 70H155V72H156ZM176 70V69H175ZM198 70V69H197ZM199 70H201V69H199ZM135 71V70H134ZM133 71V72H134ZM154 71V70H153ZM178 71V70H177ZM192 71V70H191ZM216 71H219V69L217 70L216 69ZM89 72V71H88ZM88 72H86V73H88ZM189 72L190 71H188V74H189ZM193 72H194V70H193ZM201 72V71H200ZM199 72V73H200ZM202 72H203V70H202ZM200 73V75L199 76H201L202 74H204V72H206V71H204L203 73ZM213 72H215V70L213 71ZM220 72V71H219ZM222 72H225V75H227V73L229 72H227V70L226 71H221L220 73H222ZM227 72V73H226ZM258 72V71H257ZM75 73V72H74ZM160 73H162V74H160ZM168 73H170L169 72V70H168ZM196 73H198L197 71L195 72V74ZM216 73H218V72H216ZM216 73H215V75H216ZM219 73V76L221 75L222 76V74H220ZM230 73V72H229ZM31 74H33V75H31ZM39 75H40V73H38ZM183 74V73H182ZM186 74V73H185ZM192 74V73H191ZM195 74H193V75H195ZM260 74V73H259ZM258 74V75H259ZM74 75V74H73ZM73 75H72V77H73ZM81 75H83V74H81ZM86 75V74H85ZM84 75V76H85ZM206 75V74H205ZM205 75H202V77H204ZM214 75V76H215ZM225 75H223V77L225 76ZM88 76H90V75H88ZM87 76V77H88ZM93 76V75H92ZM91 76V77H92ZM97 76V75H96ZM95 76V77H96ZM187 76V75H186ZM186 76H184V78L186 77ZM198 75H196V77H197ZM260 76V75H259ZM33 77H35V76H33ZM71 77V78H72ZM75 77V76H74ZM90 77V78H91ZM193 77V76H192ZM195 77V76H194ZM216 77H217V75H216ZM233 77V76H232ZM234 77H236V76H234ZM258 77V76H257ZM54 78V80H52V79ZM70 78V79H71ZM84 77H82V78H80V79H83ZM85 78H86V76H85ZM99 78V79H100ZM112 78V79H111ZM117 78H119V77H117ZM121 78V77H120ZM179 78H180V81L182 82H180L179 81ZM206 77H204V79L203 80H208V79H205ZM211 78V77H210ZM209 78V79H210ZM227 78V77H226ZM226 78H222V80H223V82H224V80L226 79ZM229 79L231 78L230 76L228 77ZM37 79V78H36ZM79 79V80H80ZM194 79V78H193ZM197 79V78H196ZM200 79V78H199ZM202 79V78H201ZM216 79V78H215ZM234 79V78H233ZM236 79L238 80L239 78H237L236 77ZM235 79V80H236ZM86 80H88V78L86 79ZM94 80L96 81L97 79L96 78H94ZM184 80H186V79H184ZM188 80V79H187ZM203 80H201V81H203ZM228 80V79H227ZM231 80H232V78H231ZM236 80V81H237ZM37 81V82H36ZM98 81V80H97ZM189 81V80H188ZM191 81V80H190ZM194 81V80H193ZM220 81H221V79H220ZM226 81V80H225ZM230 81V80H229ZM236 81H234L233 82V84L234 83H236ZM239 81H240V79H239ZM238 81V82H239ZM39 82V83H38ZM41 82V83H40ZM77 82V83H76ZM84 82V81H83ZM92 82H94V81H92ZM181 84H180V83ZM185 82V81H184ZM197 82V81H196ZM206 82V81H205ZM210 82V81H209ZM237 82V83H238ZM241 82V81H240ZM243 82V81H242ZM37 83L39 84V88L41 89V93H42V95H43V98L42 99H40L39 101H37L36 100V98L35 99H33L34 98V96H33V94H34V92L36 91L35 90V86L37 85ZM96 83V82H95ZM203 83V82H202ZM211 83V82H210ZM236 83V84H237ZM94 84V83H93ZM121 84H122V81H121ZM189 84H191V85H194V84H192V83H189ZM196 84V83H195ZM200 84H201V82H200ZM228 84H229V82H228ZM233 84H231L230 83V85L232 86ZM235 84V85H236ZM243 84H244V82H243ZM242 84V85H243ZM92 87H91V86ZM98 85V86H99ZM88 86H90V87H88ZM95 86V85H94ZM97 86V85H96ZM121 86V85H120ZM197 86H199L200 87V85H197ZM237 86H239V84L237 85ZM240 86H241V84H240ZM262 86V85H261ZM37 87H38V85H37ZM124 87V86H123ZM230 87V86H229ZM247 87V86H246ZM188 88V87H187ZM191 88V87H190ZM232 88V87H231ZM248 88H249V86H248ZM247 88V89H248ZM39 89V90H40ZM73 89V90H72ZM135 89H138L137 87H135ZM247 89H246V92H247ZM116 90V91H115ZM124 90V89H123ZM134 90V89H133ZM185 90H187V89H185ZM243 90V89H242ZM252 90V89H251ZM250 90V91H251ZM115 91V92H114ZM180 91H182L183 92V94H182V92H180ZM191 91V90H190ZM255 91V90H254ZM148 92V93H149ZM187 92V91H186ZM192 92V91H191ZM191 92H189L190 94H192V97H193V95H195L194 93H191ZM241 92H243V91H241ZM249 92V91H248ZM117 94H118V92H116ZM132 93H133V91H132ZM244 93H245V91H244ZM250 93V92H249ZM248 93V94H249ZM255 93V92H254ZM141 94V93H140ZM187 94V93H186ZM190 94H188L187 95V97L188 96H191ZM247 94V93H246ZM247 94V95H248ZM133 95H135V93L133 94ZM145 95V94H144ZM200 95V94H199ZM247 95H245V94H243V96H240L241 98H239V102H240V100H241V103L242 104H244L245 106L246 105H251L252 104V101L249 99V97L247 96ZM253 95V94H252ZM118 96V95H117ZM138 96V95H137ZM149 96V95H148ZM147 96V98H149ZM238 96V95H237ZM236 96V97H237ZM254 96V98H255V95H253ZM4 97V96H3ZM40 97V96H39ZM139 97V96H138ZM141 97V96H140ZM139 97V100L141 99ZM146 96H144V98H145ZM154 97H153V100H154ZM197 97H198V95H197ZM197 97H195V98H197ZM226 97V96H225ZM236 97H234V98H236ZM119 98V97H118ZM133 98H136V97H133ZM147 98H146V100H147ZM194 98V97H193ZM209 98V97H208ZM251 98H252V96H251ZM3 98H0V101L2 100ZM151 99V98H150ZM6 99H3V102L5 101ZM155 100V101H156ZM187 100V99H186ZM189 100H191V99H189ZM237 100V99H236ZM136 101H138V100H136ZM142 101L144 102V100L142 99ZM149 101V100H148ZM151 101V100H150ZM235 101V100H234ZM238 101V100H237ZM255 101V100H254ZM7 102V101H6ZM5 102V103H6ZM117 102V101H116ZM256 102V101H255ZM2 103V102H1ZM139 103V102H138ZM158 102H156V104H157ZM226 103V102H225ZM238 103V102H237ZM141 105H140V109L138 110L137 109V114H132L133 115V117L129 120L130 121V123H129V125H123V124H121L120 125V127L118 128V127H116V128H111L110 126L108 127V128H106V127H104V126H102V125H99V126H93V127H89V129L87 128L86 130H81V131H79V133L80 134H82L84 137H86L88 140H89V142L92 144V146H94L99 152H100V156L103 158V163L104 164H106L107 166H109V167H116V166H124V165H126L127 166V162H131V161H133V160H131V159H133V158H137V157H139V158H141L142 159V161L147 165V166H151V167H155V168H157V170L159 171V170H161V169H163V167H164V169L165 168H167L168 170H172L173 171V173L175 174V172H180V171H182V170H184V169H188L189 167H191V169H192V164L194 163H196V162H198L197 164L200 166V164H203L204 162L205 163H208V164H210L212 161H214L215 159L214 158H216L218 155H220V154H218L217 153V156H215L216 154H215V151L213 150V149H210V148H207V150H206V148L204 149V148H200V149H197V148H199V147H195V146H191V144H189L188 146L186 145L187 144V142H184L185 143V145H183L182 143H183V141H182V139H180V141H176L175 143H179V144H181V145H176L175 143H174V145L173 144H169L171 147H169V148H166V147H163L164 149H162V147H159V145L161 144V143H159L158 144V140L160 139V140H163L164 138H165V135L164 136H162V135H160L161 136V138H158V136H159V130H155L154 129V126L157 124V123H155V121H153V127L151 126V125H149L150 123H151V118H148V117H150V115L148 116V114H147V116H146V119L148 118V119H150V120H148L147 119V121H149V123H147L151 128H150V131H148L149 132V134L147 133V132H144V131H146L145 129H143V130H141V129H139V124H141L140 122H142L143 120L141 119V117L143 116H141V114H144V113H146V111H145V109H148V108H151V107H146V105H144V103H140ZM146 104V103H145ZM159 105V104H158ZM219 105H221L220 103H219ZM149 106V105H148ZM238 106H239V104H238ZM244 106V107H245ZM253 106H254V103H253ZM1 107V106H0ZM158 107V106H157ZM243 107V106H242ZM248 107H250V106H248ZM2 108H5V107H2ZM161 108V107H160ZM170 108V109H171ZM25 109H24V111H25ZM31 109H33L32 107H31ZM30 108H29V110H31ZM36 109H37V111H38V108H35V114H36ZM43 109V108H42ZM112 109V108H111ZM168 109V108H167ZM237 110L239 109V107L238 108H236ZM252 110H253V108H251ZM149 110H151V109H149ZM148 110V112L147 113H149L150 111ZM240 110V109H239ZM23 111V112H24ZM33 111V112H34ZM86 111V110H85ZM132 112H133V110H131ZM170 111H172V110H170ZM1 112H3V110H1ZM18 112V113H17ZM82 112V111H81ZM93 112L91 113V114H93ZM128 112V111H127ZM85 113V112H84ZM94 113V114H95ZM24 114V113H23ZM33 114V113H32ZM40 113H38V115H39ZM42 114V113H41ZM72 114H74V113H72ZM90 114V115H91ZM93 114V115H94ZM128 114V113H127ZM37 115V116H38ZM44 115H45V113H44ZM76 116H77V114H75ZM75 115H72V117H74L75 118ZM89 115V116H90ZM107 115V114H106ZM105 115V116H106ZM24 116V115H23ZM34 116V115H33ZM32 116V117H33ZM36 116V115H35ZM42 116H43V114H42ZM71 116V115H70ZM79 116V115H78ZM77 116V117H78ZM85 116V117H86ZM3 117V118H2ZM39 117H40V115H39ZM48 117V116H47ZM56 117V116H55ZM80 117L82 118V115H80ZM84 117V116H83ZM85 117L84 118H82V119H85ZM91 117V116H90ZM125 117H127V116H125ZM34 118V117H33ZM42 118V117H41ZM59 118V117H58ZM64 118V119H65ZM103 118V117H102ZM142 118H145V116L144 117H142ZM22 119V118H21ZM31 119V118H30ZM35 119V118H34ZM38 119V117H36V120ZM40 119V118H39ZM45 118H43V120H44ZM68 119V118H67ZM67 119H66V121H67ZM75 119H77V118H75ZM81 119V120H82ZM107 119V118H106ZM160 119V118H159ZM181 119H179V120H181ZM1 120V121H2ZM29 120V119H28ZM27 120V121H28ZM42 120V119H41ZM62 120L63 119H60V121L62 122ZM121 120H123V118L121 119ZM186 120V119H185ZM187 120V121H188ZM0 121V122H1ZM26 121V120H25ZM56 121H58L57 119H56ZM65 121V122H66ZM77 121H80V118L79 119H77L76 120V122ZM84 121V120H83ZM128 121V122H129ZM144 121H145V119H144ZM6 122L3 124L4 126L6 125ZM29 122V121H28ZM28 122H27V124H28ZM38 122V121H37ZM41 121L39 120V124H41L40 123ZM60 122V123H61ZM68 122H70V121H68ZM67 122V123H68ZM74 122V121H73ZM89 122V121H88ZM160 122V121H159ZM2 123V122H1ZM0 123V125H2ZM24 123H26V122H24ZM31 123H33V121H31ZM31 123H29V125H31ZM60 123H59V121H58V124H59V126H60ZM63 123H64V121H63ZM84 123L86 124V121H84ZM27 124H25V125H23L25 128L24 129H22V128H18V130H17V132H19V130L21 129L22 131H20V132H23V134H25V139H21L22 141H23V144H22V142H20L19 140H17V138H19L20 139V137H21V135H20V137L18 136V133L15 131V130H13L12 129V131L14 132H16L17 133V135H16V137H15V135L14 134H16V133H13L12 131V135H14V138H16V140L17 141H19L20 142V144L22 145V147H21V145L17 142L16 144H14L15 142V139L12 137V135H9L10 137H12V139L10 140L11 142L13 141L14 143V145H15V151L17 152V154H18V156H21L22 155V157H23V154H24V149L25 148H27V149H30L31 150V147L34 145L33 144V142L35 141L34 139H33V134H31V131L32 130H34V129H32V128H30V127H27ZM37 125H38V123H36ZM35 124V126H37ZM55 124H57L56 122H55ZM57 124V125H58ZM159 124V123H158ZM157 124V125H158ZM10 125V124H9ZM8 125V126H9ZM67 125V124H66ZM71 125V124H70ZM69 125V126H70ZM73 125H74V123H73ZM80 125V124H79ZM118 125H119V123H118ZM123 125V126H122ZM142 125V124H141ZM188 125V124H187ZM193 125V127H195L196 125H194V124H192ZM4 126H2V127H4ZM7 126V125H6ZM7 126V127H8ZM11 126V125H10ZM9 126V127H10ZM35 126H34V128H35ZM41 126V125H40ZM45 126V125H44ZM43 126V127H44ZM63 126V125H62ZM145 126H146V123H145ZM144 126V127H145ZM1 127V126H0ZM0 128V129H4V128ZM37 127H39V126H37ZM36 127V128H37ZM42 127V126H41ZM51 127H53V126H51ZM56 127V126H55ZM54 127V129H56ZM58 127V126H57ZM61 127V126H60ZM64 127V126H63ZM67 127H68V125H67ZM114 127V126H113ZM143 127V128H144ZM156 127H159V126H156ZM155 127V128H156ZM160 127H162L163 128V126H161L160 125ZM193 128V127H191V125H189L187 128L188 129H186V130H189L190 128ZM196 127V128H197ZM65 128H66V126H65ZM65 128H64V131H65ZM146 128H148V127H146ZM195 128V129H196ZM215 128V129H216ZM32 129V130H31ZM83 129V128H82ZM161 129V128H160ZM164 129V128H163ZM195 129H193V130H195ZM5 130H8V129H5ZM4 130V131H5ZM46 130V129H45ZM67 130V129H66ZM76 130V129H75ZM3 132V130H0V132ZM35 131H36V129H35ZM59 131V130H58ZM182 131V130H181ZM184 131V130H183ZM2 132H1V134H2ZM6 132V131H5ZM10 132V131H9ZM10 132V133H11ZM20 132H19V134H20ZM33 132V131H32ZM75 132V131H74ZM164 132V131H163ZM185 132H187V131H185ZM184 132V133H185ZM197 132V131H196ZM212 132V131H211ZM213 132H214V130H213ZM58 133V132H57ZM56 133V131H55V134H57ZM61 133V132H60ZM72 133V132H71ZM160 133H162L161 131H160ZM190 133V132H189ZM8 135L9 133H5V135ZM40 134V133H39ZM38 134V136H39V138H42L40 135ZM46 135H48L47 133H45ZM62 134V133H61ZM60 134V135H61ZM65 136H66V134H68V133H63ZM187 134V133H186ZM211 134H213V133H211ZM3 135V134H2ZM6 135V136H7ZM31 135H32V138H31ZM37 135V134H36ZM42 135H43V133H42ZM57 135H59V134H57ZM71 135V134H70ZM181 135H182V133H181ZM188 135V134H187ZM187 135L185 136V137H187ZM4 136V135H3ZM9 136H7V138L9 137ZM45 136V135H44ZM49 136V135H48ZM47 136V137H48ZM79 136V135H78ZM1 137V136H0ZM5 137V136H4ZM162 137H164L163 139H162ZM184 137V136H183ZM182 137V138H183ZM204 137V136H203ZM211 137V136H210ZM223 137H225V136H223ZM3 138V137H2ZM6 138V137H5ZM5 138H4V140H5ZM6 138V139H7ZM49 138V137H48ZM51 138H52V136H51ZM53 138H56V137H53ZM168 138V137H167ZM44 139H46V138H44ZM50 139V138H49ZM66 139H69L68 138V136L66 137ZM187 138H184L183 140H186ZM9 139H7V140H5L6 142H9L8 143V145L10 144V141H8ZM39 139H37V141H38ZM52 140H55V139H52ZM56 140H57V138H56ZM70 140V139H69ZM73 140V139H72ZM164 140H166V138L164 139ZM168 140H169V138H168ZM188 140V139H187ZM225 140V139H224ZM249 140H251V139H249ZM253 140V141H254ZM1 141V140H0ZM3 141V140H2ZM36 141V142H37ZM40 141V142H39ZM38 142H39V145H40V143L42 142L41 140H39ZM49 141H51V139L49 140ZM175 141V140H174ZM219 141V140H218ZM217 141V142H218ZM220 141H221V139H220ZM51 142H53V141H51ZM51 142H48V139H46V140H44V145L46 146V150H47V152L48 151H50V153H51V155H49V156H52V157H54V159H52V160H54V161H52L53 162V166L51 165L50 167L52 168V169H55L54 170V172L53 171H51V173L49 172H46V171H50V170H44L46 167H44L45 165H44V159L48 156V154H49V152L48 153H46L47 154V156H46V154H45V152H46V150H43V149H45V146L44 145H42L43 144V142H42V144L40 145V146H36V149H37V147H42L43 146V151L41 150L40 152H44L43 154H42V156L40 155V152H37V151H39L38 149H37V151H35L36 153H38L37 155L35 154V152H30L31 153V155L29 156V160H28V163H27V165L26 164H24L25 166H27L28 168V171H26V168H25V166L22 168V169H24V175H23V173H21L22 174V176L20 175V173H19V177H23V176H25L27 173V175L25 176V177H27V176H29V173H31L32 172V174L34 173H38V172H41L43 175L42 176H44V177H46V178H44V177H42L43 178V181H44V186H43V189H42V185H41V177L40 178H38V179H40L39 181V189H40V187H41V190L42 191H39L38 190V188H37V190L39 191V192H35V191H33L32 192V190H31V188L30 189H26V190H31V193H28L29 194V196L26 198V200H24L25 198L23 197V196H21L20 198L24 201V203L27 205V207H26V205H25V207H26V209H25V212L26 213H28L27 214V216H25L26 217V219H24L25 217H23V216H19L18 218H20V217H22V218H20V220H26V223H23L22 221H20V220H18V219H16V217L18 216V215H21V212H19L20 211V209H22V208H17L18 210V212L16 213V211H14L16 208L15 207H18V205H20L19 207H21V203H23L22 202V200L21 199H19V201L17 200V199H15V201L16 202H20L19 204H15L14 203V201H13V204L14 205H16V206H14V207H10L9 205H11V204H9L10 203V199H9V197H7L6 196V194H5V190H4V188L6 189V187H7V185L9 184L10 185V180H11V184H12V186H13V182L16 184L17 182H16V180L14 179V175L17 173L16 172V168L17 169H19L20 168V171L22 170L21 169V167H13V168H10V166L11 165H5V164H7L5 161V164H4V162H2V160H5L6 159V157H5V159H1L0 160V212L2 213L1 214V216L2 215H4V217H1V218H3V219H1L0 218V225H1V227L0 228H2V229H6V230H8V235L6 234V235H4V233H3V236H5L3 239L0 237V247H1V249L3 250V252H5V253H12V249H13V246H15L17 243L20 245L21 243H25L26 241L28 242V245H31V249L33 250L34 249V252H35V246H34V243L35 242H37V241H39V243H41V244H43L44 245V241H46V239H49L48 241H50V249L48 248H46L45 247V245L47 246V245H49V244H45L44 245V250H43V248H42V250L39 252L40 254L42 253V252H44L45 251V255H49V259H48V262L46 263V262H42L41 260V262L42 263H40V264H132L130 261V256H133V251H134V254H135V250H136V253H139L140 252V250L139 249H141V248H137L139 251H137V249H136V247H135V250H132V246H134V245H132V246H130L129 247V245H131V244H129V245H127L128 243H127V240H128V242H130L131 243V241H132V243L134 244V242H135V246H136V242L137 241H139V240H137L138 238H139V236H140V234H138V237H137V239L136 240H134L133 239V237L131 238V236L130 235H132L133 233H141V234H144V232L146 233L147 231H145L146 229V227H150V225L152 226L153 224V221H154V217H155V215H156V213H157V211H158V209H159V203H160V199H159V195H158V193H156V192H152L151 190H149V188H148V186L146 185V183H144V182H139V183H137L136 185L135 184H132L128 189L125 187V186H123V187H121L120 189L119 188H117V190H119L117 193L115 192V193H112L110 190L108 191V190H106L109 186L111 187V184H114V187L116 186L115 185V183H113V181H114V178H109V179H107V180H104L103 181V185H94V184H90L89 182H87L86 181V179H92V178H94L93 177V175H91L90 173H89V169L88 168H84L85 170H83V171H81L80 172V170L77 172V170H76V168L78 167V160H77V157H78V155L75 153V152H73V148L71 149V147H70V144H69V141L68 140H65V139H59L57 142H55V143H57L58 144V148H56V146H54V145H52V144H50ZM160 142V141H159ZM162 142V141H161ZM164 142H166V141H164ZM182 142V143H181ZM249 142V141H248ZM251 142H252V140H251ZM255 142V141H254ZM255 142V143H256ZM5 143V142H4ZM3 143V144H4ZM35 143V142H34ZM172 143V142H171ZM1 144V143H0ZM6 145H7V143H5ZM4 144V145H5ZM33 144V145H32ZM38 144V143H37ZM246 144H248V143H246ZM261 144V143H260ZM260 144L258 145V147L260 146ZM5 145V146H6ZM11 145L12 144H10V147H11ZM56 145V144H55ZM84 145V144H83ZM251 145V144H250ZM5 146H4V148H5ZM35 146V145H34ZM73 146V145H72ZM162 146H163V143H162ZM165 146V145H164ZM214 146V145H213ZM249 146V145H248ZM252 146H255V147H257V144H255V145H253L252 144ZM88 147H91V145L90 146H88ZM158 147L160 148V149H162V150H159L158 149ZM250 147V146H249ZM248 147V148H249ZM254 147V148H255ZM257 147V148H258ZM0 148H3L1 145H0ZM12 148V152L14 151L13 150V146L11 147ZM33 148H35V147H33ZM214 148V147H213ZM253 148V149H254ZM261 148V147H260ZM6 149H8L9 150V153L11 152L10 151V149L9 148H7L6 147ZM35 149V150H36ZM91 150H92V148H90ZM216 149H218V148H216ZM250 149V148H249ZM259 149V148H258ZM257 149V151H260V150H258ZM34 150V149H33ZM33 150H31V151H33ZM220 150V149H219ZM219 150H218V152H219ZM7 151V150H6ZM5 151V152H6ZM15 151L12 153L11 152V154L10 155H15ZM22 151H23V153H22ZM29 151V150H28ZM252 151V150H251ZM3 152V151H2ZM8 152V151H7ZM6 152V153H7ZM88 152V151H87ZM93 152V153H92ZM92 152H89V153H92V154H94L96 151H94V149L92 150ZM253 152V151H252ZM261 152V151H260ZM29 153V154H30ZM32 153H34V155L32 154ZM256 153V152H255ZM254 153V154H255ZM26 154V153H25ZM27 154H28V152H27ZM44 154H45V158H43V156H44ZM91 154V155H92ZM252 154V153H251ZM10 155H9V157H10ZM33 155V156H32ZM89 155V154H88ZM90 155V156H91ZM96 155H97V152H96ZM103 155V156H102ZM253 155V154H252ZM0 156H1V154H0ZM24 156H26L27 157V155H24ZM49 156H48V159H46L47 160V163H48V161L50 162V158H49ZM99 156V157H100ZM2 157H4L3 155L0 157V158H2ZM81 157V156H80ZM219 157V156H218ZM218 157H217V160H219L218 159ZM221 157V156H220ZM24 158V157H23ZM43 158V159H42ZM8 159V158H7ZM84 159V158H83ZM223 159V158H222ZM22 160V159H21ZM20 160V161H21ZM27 160V159H26ZM131 160V161H130ZM136 160V159H135ZM11 161V160H10ZM23 161H25V158H24V160ZM196 161V162H195ZM200 161H203V163H200ZM216 161V160H215ZM221 162H222V164H219L220 166L222 165V166H224V162L222 161V160H220ZM13 164H15L17 161L15 160V163H14V159H13ZM51 162V163H52ZM81 162V161H80ZM217 162V161H216ZM20 163V162H19ZM18 163V164H19ZM25 163V162H24ZM218 163V162H217ZM212 164H216L215 162L214 163H211V165ZM15 165H17V164H15ZM130 166H131V164H129ZM135 165V164H134ZM197 165V167L199 168V166ZM211 165H208L209 166V168L211 167ZM219 165H217V166H219ZM13 166V165H12ZM11 166V167H12ZM22 166H23V164H22ZM48 167H49V165H47ZM81 166H83L82 164H81ZM125 166V167H126ZM202 166V165H201ZM213 166V165H212ZM216 166V165H215ZM47 167V168H48ZM55 167V168H54ZM145 167V166H144ZM151 167H149L150 169H151ZM207 167V166H206ZM44 168V169H43ZM159 168V169H158ZM161 168V169H160ZM201 168V167H200ZM204 168V167H203ZM215 168V167H214ZM218 168V167H217ZM48 169H50V168H48ZM51 169V170H52ZM72 169H73V171H72ZM77 169H79V168H77ZM81 169V168H80ZM207 170H209L208 168H206ZM205 169V173L207 174V170ZM216 169V168H215ZM215 169H214V172H215ZM220 169V168H219ZM223 169V168H222ZM76 170V172L78 173H75L74 171ZM153 170H154V168H153ZM156 170V169H155ZM166 170V169H165ZM193 170V169H192ZM203 170V169H202ZM212 171H213V169H211ZM218 170V169H217ZM233 170H235V169H233ZM19 171V170H18ZM197 171V170H196ZM204 171V170H203ZM219 171V170H218ZM217 171V172H218ZM231 171V170H230ZM74 172V173H73ZM184 172V171H183ZM188 172H189V170H188ZM188 172L186 171V173L188 174ZM210 172V171H209ZM208 172V173H209ZM240 172V171H239ZM161 173V172H160ZM172 175H173V173L172 172H170ZM219 173V172H218ZM231 173H232V171H231ZM236 173V172H235ZM32 174H30V175H32ZM93 174V173H92ZM164 174V173H163ZM180 174V173H179ZM184 174V173H183ZM182 174V175H183ZM212 174H213V172H212ZM214 174H216V172L214 173ZM232 174H234V173H232ZM232 174H229V175H231L232 176V178L233 177H236V175L234 174V175H232ZM240 174V173H239ZM264 174V173H263ZM35 175H37L38 176V174H35ZM39 175H41V174H39ZM75 175H79L77 178V180H75L74 178L76 177ZM95 175V174H94ZM157 175V174H156ZM243 175V174H242ZM12 176H13V180H12ZM34 176V175H33ZM177 176H178V174H177ZM226 177H227V175H225ZM173 177H175V176H173ZM192 177V176H191ZM199 177V176H198ZM214 177H217V176H214V175H211V174H207V175H203L202 177H201V179L203 180V181H205L206 182V184H207V186H205L206 187V189L208 190V194L209 195H207V198L205 199H203L205 202V204H203L202 203V201L200 202V199H201V195L199 194V192L196 194V193H194L196 190H197V188H196V190H194L193 188L194 187H196L195 185H196V183H195V185L193 186V188H192V186H190V184L193 182V180H186V182H183L184 184H181V182L179 183V184H172L171 186H170V189H171V192L173 193L172 194V196H173V199H172V205H173V207H171L172 209L170 210V214L168 215V217H169V220L172 222V223H174V221H176V220H178L179 221V223H180V225L179 226H181V225H183V223L185 222V220H186V218L184 219L183 218V213H181V211H183L184 212V210L186 209V208H188V207H185V204H187V206H189L190 204L189 203H191V204H193V203H197L198 201H199V205H200V203H202V205H207L206 203H208L209 205H211V204H213V203H216L217 202V198H218V200L219 199H221L222 200V196H220L219 197V194L221 195V192L222 191H224V187H223V185H224V181H223V183L221 184V182L222 181H220L221 179H215ZM218 177H220L219 175H218ZM228 177H230V176H228ZM241 177V176H240ZM35 178H36V176H35ZM36 178V179H37ZM68 178H70V179H72L73 178V181H71L70 179L69 180H67ZM179 178H180V175H179ZM183 178V177H182ZM182 178H181V180H182ZM185 178V177H184ZM183 178V179H184ZM23 179V178H22ZM25 179V178H24ZM172 179V178H171ZM176 179V178H175ZM199 180H200V178H198ZM198 179H197V183L199 182L198 181ZM235 179V178H234ZM28 180V179H27ZM31 180H33L34 181V178L33 179H31ZM31 180H30V182H31ZM145 180V179H144ZM169 180V179H168ZM174 180V179H173ZM180 180V179H179ZM185 180V179H184ZM223 180V179H222ZM18 181H20L21 182V179L19 178V180ZM24 181V180H23ZM36 182H38V180H35ZM42 181V182H43ZM90 181V180H89ZM166 181V180H165ZM176 181V180H175ZM175 181H173V182H175ZM220 181V182H219ZM229 181H231V178L229 179ZM232 181H234L233 179H232ZM231 181V182H232ZM262 181V180H261ZM27 183H28V185H29V182L28 181H26ZM264 182V181H263ZM8 183V184H7ZM24 184H25V181L23 182ZM26 183V184H27ZM170 183V182H169ZM226 183V182H225ZM5 184H7V185H5ZM14 184V185H15ZM19 184V183H18ZM22 184V183H21ZM24 184H22V185H24ZM98 184V183H97ZM193 184H194V182H193ZM199 184V183H198ZM197 184V186H199ZM246 184V183H245ZM248 184V183H247ZM8 185V186H9ZM41 185V186H40ZM122 185V184H121ZM126 185V184H125ZM3 186H6V187H3ZM11 186V187H12ZM17 187H18V185H16ZM15 186V187H16ZM25 186V185H24ZM234 186V185H233ZM240 186V185H239ZM242 186H244V187H246L245 185H242ZM10 187V188H11ZM26 187V186H25ZM25 187H24V189L23 190H25ZM22 188V187H21ZM112 188V187H111ZM7 189H8V187H7ZM12 189H14V187L12 188ZM12 189H11V191H12ZM20 189V188H19ZM36 189V188H35ZM114 189V188H113ZM112 189V190H113ZM151 189V188H150ZM241 189V188H240ZM18 190V189H17ZM26 190H25V192H26ZM116 190V189H115ZM154 190V189H153ZM11 191H9L10 193H11ZM14 191H15V189H14ZM21 191H22V189H21ZM155 191V190H154ZM159 191V190H158ZM231 191V190H230ZM247 191V190H246ZM8 192V193H9ZM23 192V191H22ZM114 192V191H113ZM13 193H15V192H13L12 191V193L11 194H13ZM18 193V192H17ZM21 193V192H20ZM27 193V192H26ZM11 194L9 195V196H11ZM23 194V193H22ZM14 195V194H13ZM27 195V194H26ZM25 195V196H26ZM231 195V194H230ZM95 196L97 197V196H99V197H105V199H107V198H109V200H111V199H113L114 200V198H116V199H118L120 202H119V210H117L116 208H115V206L114 205H118V204H115L116 203V200L114 201L115 203H111V204H113L112 206H114V208L116 209H113V207L111 208V209H113V210H111L110 211V209H108L107 210V206H105V212H104V209H102V208H104V206H102L101 207V203L100 202H102V201H100V202H98V200H96V199H98L99 197H97L96 199H94L95 198ZM217 196V197H216ZM17 197H18V195H17ZM222 197V198H221ZM14 198V196L12 197V199ZM24 198V199H23ZM203 198V197H202ZM216 198V199H215ZM238 198V197H237ZM11 199V200H12ZM224 199H226V198H224ZM223 199V200H224ZM228 199V198H227ZM14 200V199H13ZM95 200L98 202V203H100V206H98V207H100L103 211H101V209H100V211L103 213H99V215L100 216H102L104 219H102L101 217V219L104 221L105 220V223H106V225H104L103 224V222H101V225L103 224L104 225V227L102 228V231H103V229L105 230L106 229V231L107 230H114L116 233L114 234V231H110V233H112V234H114L115 236H117L118 237V235H116V234H118L119 233V231L120 232H122L123 233V231H124V229H127L128 227V229H130V231L128 232V230H126V232H127V234H130L127 238L128 239H126V238H124V236L126 235L125 233L122 235V233H121V238L123 237L124 239H126V243H125V245H123V243L125 242L124 241V239H122L123 241H121V238H120V235H119V237H118V240L116 239V237L115 238H111V239H115V240H117V241H119V238H120V242L122 243L121 244V246L119 247L118 246V243H115V244H113V245H111V242H113L114 240H112L111 241V239H105L106 238V236H107V232L106 231H103L104 233V235L103 236H105L104 237V239H103V237L101 238L102 240H97V238H95L96 240H97V242L98 241H102L101 242V247H99L98 249H100V250H103V252L100 254V253H98L96 250H94V248H92V252L91 253H98V255L95 253L94 255H97V256H93V254H92V256L94 257V258H92V259H90V257H88V260H90V261H88L86 258H85V254L87 253V251H86V253L85 252H83V250H85V249H87V246L89 247L90 245V251H91V247H92V245H94V244H99V243H91L93 240H94V238L93 237H91V238H93L92 240H91V242L90 243H86L85 244V241H83L82 239H80L79 237L78 238H75L74 237V235L76 236L78 233H76V234H73L72 235V233H71V235L70 234H68V231H70V230H68L67 231V233H64V230H65V232H66V228L64 229V230H62V228L61 227H59V226H57V225H55V224H51V220L49 221V219H48V217L46 216H42V214H44V213H42L41 215H37V214H40L41 212H42V208H40L39 209V206H40V204L42 203H45V202H48V203H51V205L50 206H52V208H53V210L52 209H50V211H51V213H52V220L53 219H62V220H64L66 223L67 222H74V217L75 216H79V215H81V213H82V210H85V209H82V205L85 207V208H87L86 210H85V212H83V213H85V215L88 213V214H90L91 212H92V210H94L95 211V209L97 210V205H96V203H95ZM101 200V199H100ZM104 200V199H103ZM117 200V201H118ZM216 200V201H215ZM215 201V202H214ZM228 201V200H227ZM109 202V201H108ZM113 202V201H112ZM219 203H220V200L218 201ZM223 202V201H222ZM222 202H221V204H222ZM48 203H46V204H48ZM105 203V202H104ZM225 203V202H224ZM46 204H44V205H46ZM103 204V203H102ZM189 204V205H188ZM227 204H229V202L227 203L226 202V209H227ZM202 205H201V207H202ZM219 205V204H218ZM22 206H23V204H22ZM49 206V207H50ZM25 207H23V208H25ZM110 207V206H109ZM200 207V208H201ZM37 208L39 209V210H37ZM44 208H48L47 206L46 207H44ZM118 208V207H117ZM203 208V207H202ZM192 209V208H191ZM225 209V208H224ZM37 210V211H36ZM44 210V209H43ZM188 210V209H187ZM190 210V209H189ZM196 210V209H195ZM201 210V209H200ZM49 211V210H48ZM48 211L46 212V210L45 211H43V212H45V215H46V213H48ZM86 211H87V213H86ZM226 211V210H225ZM98 212H99V210H98ZM98 212L96 211L95 213H96V219H97V214H98ZM50 213V212H49ZM94 212H93V214H95ZM163 213V212H162ZM199 213V212H198ZM18 214V215H17ZM87 214V215H88ZM185 214V213H184ZM17 215V216H16ZM22 215H23V213H22ZM25 215V214H24ZM36 215V216H35ZM48 215V214H47ZM40 216H42V218L40 217ZM41 218V219H38V218ZM80 217H83V216H80ZM88 218H89V220H91L90 218H93L94 216H90V215H88L87 216ZM99 218V220H101ZM184 219V221H182L181 219ZM81 219V218H80ZM168 219V218H167ZM77 220V219H76ZM101 220V221H102ZM63 221V223H65ZM88 221V220H87ZM98 223H97V222ZM183 223H182V222ZM221 221V220H220ZM84 222V221H83ZM90 222V221H89ZM91 222H92V220H91ZM90 222V223H91ZM94 225H96V223H97V225H98V227L100 226V221H98V219L97 220H94ZM156 225H158V224H160V223H157L158 222V220L156 219ZM154 222V223H155ZM68 223V224H69ZM85 223V222H84ZM87 223V222H86ZM178 223V224H179ZM217 223H218V220H217ZM235 223V222H234ZM243 223V222H242ZM242 223H240V225L242 224ZM62 224V222L60 223V225ZM74 224V223H73ZM178 224H176V225H178ZM185 224V223H184ZM63 225V224H62ZM61 225V226H62ZM70 225V224H69ZM79 225V224H78ZM85 225H87V224H85ZM96 225V226H97ZM186 226H187V223L185 224ZM185 225H183V226H181V227H183L184 228V226ZM214 225V224H213ZM239 225V226H240ZM244 225V224H243ZM64 226V225H63ZM67 226V225H66ZM66 226H64V227H66ZM88 226V225H87ZM124 226H126L125 228H124ZM217 226V225H216ZM215 226V227H216ZM247 226H248V224H247ZM250 226H252V224H250ZM249 226V227H250ZM74 227V226H73ZM76 227V226H75ZM95 227V226H94ZM94 227H93V230H94ZM180 227V228H181ZM221 227V226H220ZM256 227V226H255ZM33 228V229H32ZM78 228V227H77ZM91 228V227H90ZM100 228V229H101ZM108 228V229H107ZM109 228H113V229H109ZM114 228H116V230L118 231V233H117V231L114 229ZM124 228V229H123ZM217 228H219V227H217ZM217 228H215V229H217ZM223 228V227H222ZM2 229H0V230H2ZM86 229V228H85ZM92 229V228H91ZM206 229V228H205ZM147 230H148V228H147ZM180 230V229H179ZM250 230V229H249ZM254 230V229H253ZM258 230V229H257ZM82 231V230H81ZM181 231V230H180ZM208 231V230H207ZM219 230H217V231H215V232H218ZM0 232H2V231H0ZM5 232V231H4ZM29 232V233H28ZM30 232H32V233H30ZM95 232H97V231H95ZM100 232V231H99ZM106 232V233H105ZM109 232V231H108ZM131 232V233H130ZM221 232V231H220ZM21 233H23L24 235L26 234V233H28L29 235H31L32 236V239L31 238H29V240L31 239V242H29L28 240H26V237L23 235L22 237H25V238H22L21 236H19V235H21ZM94 233V232H93ZM110 233H109V235H110ZM211 233V232H210ZM177 234V233H176ZM181 234V233H180ZM189 234V233H188ZM206 234V233H205ZM213 234V233H212ZM214 234H216V233H214ZM213 234V235H214ZM218 234V233H217ZM222 234V233H221ZM0 235H1V233H0ZM27 236V237H30V236ZM79 235V234H78ZM77 235V236H78ZM91 235V234H90ZM100 235H102V234H99V237H100ZM108 235V236H109ZM135 236H136V234H134ZM145 235L146 234H144V236H142V238H141V240L143 239L144 241H145V239H147V237H148V239H149V235L145 238ZM207 235V234H206ZM209 235V234H208ZM213 235H211V238H212V236ZM219 235V234H218ZM6 236H8L7 238H6ZM111 236H113V235H111ZM134 236V237H135ZM179 236H181V235H179ZM186 236V235H185ZM204 236V235H203ZM216 236V235H215ZM22 238L19 242H17L18 240H16L17 238ZM95 237H97V236H95ZM114 237V236H113ZM130 237V238H129ZM141 237V236H140ZM172 237H174V236H172ZM175 237H176V235H175ZM192 237V236H191ZM206 238H207V236H205ZM214 237V236H213ZM18 238V239H19ZM184 239V241L183 242H185V240H187V238L188 237H181V239ZM190 238V237H189ZM189 238H188V240H189ZM194 238V237H193ZM196 238H198V237H196ZM199 238H202L201 236H199ZM205 238V239H206ZM209 238V237H208ZM207 238V239H208ZM217 238V237H216ZM16 241H15V240ZM26 241H25V240ZM78 239H80L81 241H83V243H84V245H83V247L85 246V245H87L86 246V248L85 249H83V247L81 246V244H82V242L80 241V240H78ZM84 239V238H83ZM98 239H100V238H98ZM180 239V240H181ZM182 239V240H183ZM192 239V238H191ZM190 239V240H191ZM203 239V238H202ZM210 239V238H209ZM213 239V238H212ZM14 241V243H16L15 245L14 244H11V243H13V242H11V241ZM111 242H110V241ZM140 240V241H141ZM176 240H178L179 241V239H176ZM181 240V241H182ZM193 240H195L196 241V239L194 238V239H192V241H190V242H193ZM199 239H197V241H198ZM48 241H46L45 243H47ZM134 241V242H133ZM150 241V240H149ZM180 241V242H181ZM200 241H201V239H200ZM207 241V240H206ZM205 241V242H206ZM81 242V244L79 245V243ZM94 242H95V240H94ZM116 242V241H115ZM143 242V241H142ZM183 242H181V243H183ZM189 242V241H188ZM187 241L185 242V243H187V244H189ZM24 243H23V245H24ZM49 243V242H48ZM139 244H137V246L138 245H140V243L141 242H138ZM144 243V242H143ZM175 243V242H174ZM179 243V242H178ZM195 243V242H194ZM17 244V245H18ZM27 244V243H26ZM39 245V246H42V245ZM191 244V243H190ZM189 244V245H190ZM193 244V243H192ZM10 245H12L11 247H12V249L10 248ZM16 245V246H17ZM18 245V246H19ZM22 245V244H21ZM20 245V247L21 248H23L22 246ZM115 245V246H114ZM141 245H142V243H141ZM194 245V244H193ZM15 246V247H16ZM18 246L15 248V250L14 251H16V249L18 248ZM27 246V245H26ZM109 246H111V247H109ZM113 246V247H112ZM29 247V246H28ZM94 247V246H93ZM144 247V246H143ZM175 247H176V245H175ZM178 247H179V245H178ZM178 247H177V251H178ZM181 247V246H180ZM25 248V247H24ZM96 248V247H95ZM129 248H131V249H129ZM182 248V247H181ZM0 249V250H1ZM19 249V248H18ZM26 249H27V247H26ZM38 249H40V248H38ZM50 250L49 252H50V254H49V252H48V254H47V251L46 250ZM176 249V248H175ZM174 249V250H175ZM24 251H27V250H25V249H23ZM87 250H89V249H87ZM99 250V251H100ZM145 250V249H144ZM143 249L141 250V251H143L144 253H143V255H145V251H144ZM199 250V249H198ZM201 250V249H200ZM200 250H199V254H197V255H199V256H201L202 255V253H204V252H200ZM21 251V250H20ZM37 251V250H36ZM95 251V252H94ZM147 251V250H146ZM33 252V251H32ZM26 253V252H25ZM38 253V252H37ZM38 253V254H39ZM83 253H85V254H83ZM142 252H140V254H141ZM147 253V252H146ZM13 254V253H12ZM11 254V255H12ZM17 254V253H16ZM21 254V253H20ZM24 253H22V255L21 256H17V257H15L16 255L14 254V258H17V260L14 262V263H11V264H34V262H32V259H29L27 256H25L26 254H24ZM37 254V256H39V258L40 257H42V255H38ZM43 254V253H42ZM1 255H2V251H1ZM30 255V254H29ZM88 255V254H87ZM137 255H139V254H137ZM136 254L134 255V257H136L137 256ZM214 255V254H213ZM258 255H260V257H262L263 259H264V250H260V251H254V250H252V251H249V252H247V253H244V257L245 258H247V259H249V260H247V261H244V262H242L241 264H264V260L262 259L261 261H258V262H255L254 261V259H256V257H258ZM3 256H4V254H3ZM8 256H9V254H8ZM7 256V257H8ZM13 256V255H12ZM34 256H36V254L34 255ZM89 256H90V254H89ZM195 256V255H194ZM11 257V256H10ZM43 257H44V254H43ZM48 256H46V258H47ZM139 257V256H138ZM141 257V256H140ZM139 257V258H140ZM211 257V256H210ZM39 258H37V260L39 259ZM132 258V257H131ZM137 258V257H136ZM9 259V258H8ZM12 259V258H11ZM34 259H36V258H34ZM41 259V258H40ZM44 260H45V257H44ZM135 260V259H134ZM139 260H144V258L143 259H139ZM150 260V259H149ZM10 261H14V259L13 260H10ZM36 261V260H35ZM137 261H138V259H137ZM139 263H142L143 264V262H140V261H138ZM149 262V261H148ZM135 263H136V260H135ZM240 263V262H239ZM36 264V263H35ZM137 264V263H136ZM197 264H225L224 262L223 263H220L219 261L217 262V261H215L214 260V258L212 259V258H206V259H204L203 258V260L201 261V262H199V263H197ZM233 264V263H232Z\"/></svg>", "mask_w": 264, "mask_h": 264}]
</instances>
